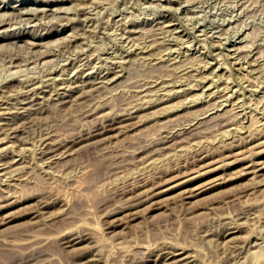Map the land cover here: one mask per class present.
Segmentation results:
<instances>
[{
  "label": "rangeland",
  "instance_id": "rangeland-1",
  "mask_svg": "<svg viewBox=\"0 0 264 264\" xmlns=\"http://www.w3.org/2000/svg\"><path fill=\"white\" fill-rule=\"evenodd\" d=\"M1 1L2 0H0V12L2 14L7 12L6 15H9L7 17L10 19V21L5 16V14L1 15V13H0V21L3 22V23L0 22V29H3V30H0V33L3 31L1 33L3 35H0V39H1L0 44L6 43L5 45H7V47L9 46L8 48H4V47H6L4 44L3 45L1 44L3 48L0 46L1 47L0 48V86H1L0 91L3 88L2 92H0V100H1L0 103L2 102L1 104H2L3 108L1 106H0V108H2L5 111V113H4L3 110H0V111H3V112H0L1 113L0 116L1 115L3 116V117L1 116L0 118L2 119V121H4V122H2L4 126L2 125V123L0 121V123H1L0 128H2V129H0V131H1L0 132V135H1L0 140L4 139L3 140L4 143L2 141L0 142V146H2V149L4 147L3 150H1V147H0V152H1L0 153V164H2V165H0V166H2L0 169V175H1L0 176V181H1V183H0V187H1L0 188V205L2 204L0 206V209H1L0 210V221H1L0 222V264H80L79 263L80 261H82L81 264H83L84 262H85L84 264H87V263H89V264H164V263L168 264L170 259H171L168 257L170 255L169 253L171 251H174V250L181 251L182 249L185 251L183 255L186 254V256H187V254H190L189 255L190 258L188 256L184 264H186L188 260H190V261H188L187 264H189V263L190 264H264V183L259 184V182H264V178H263L264 174L261 173L262 176H260V174L257 176L254 175V177L252 174H248V176H247V174H245V177H243L244 174L242 175L241 172L238 173L239 172L238 169L241 170V168H240L241 164L237 165V163H232V164H229V166L223 164V166H222L223 168H219L215 173L205 177L204 181L209 180L212 177L213 181L209 182V184L211 183V186H210L211 188L208 187L206 189L207 192L203 191L202 193H199L198 195L193 196L195 198L183 197L185 194L183 193V189H180V190H176L177 195H179V197L176 196V191H173L174 194H173V192H169V194H167L166 197L161 199L162 201L159 200V203L161 202L160 204L156 202L155 203L156 205L155 204L153 205V207H155V208L149 207V208H151V209L148 208L149 210L146 208L145 204L139 205L137 207L138 210L136 209L137 212L135 211V213L130 212L131 210H129L127 208L122 209L121 208L122 205L120 206V204L124 205V204H126V202H128L132 199V197H131L132 194L129 192V190L133 187V185L136 181L139 182L141 179L143 180V178L145 180V179H147V177H148L147 180H149V179L153 178V175L155 176L156 174H157V178L155 177L156 179H154V180H158L159 178L165 179L166 177H169V175L177 174L176 173L177 171L181 172V170H182V172L183 171L185 172V170L188 171L190 168L195 167V168L191 169V170H194V169H196V167L198 165H199L198 167L200 168L201 163L198 161L200 159H198L196 162H194L196 157L198 158V154H199V157L201 156V158H202V156H204L207 152L206 155H210L209 157H211V155H212V158H210V159H213V158L219 159L220 158V160H221V157L225 156L224 152H225V154L228 153V149H227V148H229L228 146H230L231 148L235 147L234 145L236 144L237 141H238L237 144L244 143L245 141H247V140H245L246 138L248 139L250 137L248 139V141H249L250 139H252L254 136H257V135H260V136L257 138L254 137L255 142H252V144L259 141V145L257 144V146H258L257 150L260 148L262 149V147H263V149L261 151H262V154L264 153V145H263L264 143L263 144L261 143L262 141L264 142V140H262V139H264V0H196L198 2L196 4V6L194 5L196 3L195 0H194L195 3L190 2L191 0L190 1L187 0L190 2L189 3L186 1L187 3H189V5L184 2L185 0L184 1L183 0H176V1L171 0L173 3L171 1H168V0H165V1L159 0L160 3H158L159 2L158 0H106V1L101 0V1H103L102 3L100 2V0H98L99 2L97 0H95L98 3H96L95 1H92V0H91V3H90V0H79V2L81 1V4L85 3L84 1H86V3L83 5H84V9L87 8L86 9L87 13L83 12V10H84L83 7H82V9H80L81 7L78 6V5H81L80 3H75L76 1L78 2V0H72V1L69 0L70 2L68 0H62L63 2H61V0H58V1L57 0H50V1L49 0H47V1L46 0H26V1L25 0H8V1L3 0L2 2ZM53 1H55V2H53ZM180 1H181V3H179ZM71 2L72 3L74 2L73 5L77 4L76 6H78L79 8L76 6H74V7L71 6L72 5ZM93 2H94V4H93ZM166 2L167 3L169 2L168 3L169 5ZM87 3H88V5H87ZM100 3H101V5H100ZM161 3L163 5H165V4L166 5L163 6ZM178 3L180 5L183 4V6L181 5L182 8L179 6ZM1 4L3 7L1 6ZM157 4H159V5H157ZM6 5H7V7H6ZM29 5L31 6L32 12L30 10ZM58 5H59V7H58ZM62 5H64V6H62ZM69 5L71 7V11H70ZM85 5H87L88 7L87 6L85 7ZM61 6L64 8H65V6H68L67 8H69V11L72 13H69L67 8H65L64 10L61 9L62 8ZM91 6H92V8H91ZM171 6H173V7H171ZM191 6L193 7V9ZM22 7H24V8L20 9ZM25 7L27 10V11L25 10L27 14L25 12H23ZM33 7H35V11H34ZM43 7H44V10H46L47 8H50L51 10L47 9L46 11L43 12L42 11ZM89 7L91 9L88 10ZM36 8L37 9L41 8L42 10L40 9V11H42V12H39V10L37 11ZM190 8H191V10H190ZM194 8L195 9L197 8L198 10L197 9L195 10ZM56 9L58 11H61V12L58 13V11ZM73 9H74V11H73ZM18 10H21V12H19ZM28 10H30V13L28 12ZM65 10H67L68 13ZM76 10L77 11L79 10V13H77ZM3 11H5V12H3ZM52 11H57V12L53 13ZM47 12H50V14ZM17 13H19L20 15L18 16ZM43 13H46V14H43ZM51 13H53L55 16L58 14V16L62 15L63 17L61 18V17L56 16L55 19L60 18L58 20L59 21L58 22L56 20H53L54 15L52 16ZM83 13L85 16L83 15ZM13 14H15V15H13ZM34 14H36V16ZM42 14L44 15V17ZM87 14L89 15V17L87 16ZM26 15L29 16L30 18L27 17ZM37 15L38 16L40 15L39 17L41 19ZM1 16L5 19H2ZM14 16H16L17 18L18 17L21 18V20L19 18L17 19L16 17L14 18ZM32 16H33V18H32ZM51 16L53 17L52 19H51ZM72 16H74V19L70 18ZM22 17H24V19H22ZM42 17L45 19H43ZM86 17H88V18H86ZM25 18H27V19L29 18V19L25 20ZM35 18L37 21L33 22V21H35ZM65 18H67V20H68V18H70V20H72V21L68 20V22H69L68 23ZM75 18H77V21ZM83 18L85 20L86 19L87 20L86 21L82 20ZM42 19L46 22L49 20V22H51V23L47 22L48 23L47 24ZM19 20L24 22V24L26 23V25L23 26L24 24H22L20 26L19 24H21L22 22L19 23L18 22ZM73 20H74V22H73ZM81 20H82V22H81ZM169 20H171V21L173 20L172 21L173 24L171 21L169 22ZM11 21H14V25ZM40 21H43L44 23H42ZM65 21H66V23H65ZM78 21H79V23H78ZM84 21H85V23H83ZM119 21H120V23H119ZM158 21H160V22L158 23ZM162 21L164 22V24L166 23L165 26H164ZM167 21H168V24H167ZM9 22H11V25H13V26L17 25V27L11 26ZM60 22L61 23L63 22V24H61ZM27 23H28V26H27ZM36 23H38V24H36ZM153 23H154V25H153ZM160 23H161V25H159ZM3 24H4V26H3ZM30 24H31V26H30ZM35 24L37 26H39L40 28L37 27ZM71 24L73 25V27ZM83 24H85L86 27H84ZM120 24H121V26H120ZM129 24L132 25V28H131L132 30H130L131 26ZM162 24H163V27H161ZM8 25H9V27H8ZM32 25H34V26H32ZM41 25L42 26L46 25V26L42 27ZM81 25H83V26H81ZM87 26H89V27H87ZM134 26H135V28H134ZM154 26H156V27L159 26V28L158 27L155 28ZM174 26H175V28H174ZM34 27L37 29H34ZM72 28H73V32H72ZM77 28L79 29V31H81L80 34H79ZM85 28H86V30H85ZM126 28L131 32H129L128 30L125 31ZM133 28H134V30H133ZM136 28L139 29L138 32H136L137 31ZM176 28H177V30H176ZM17 29L19 30V33H18ZM20 29H22V30H20ZM47 29L48 30L50 29V31H48ZM56 29L57 30L62 29V30L57 31ZM152 29H155V30L157 29V30L152 31ZM170 29H173V30H170ZM29 30L31 32H29ZM46 31L48 33H46ZM119 31L123 35L119 34ZM9 32H11V33L9 34ZM41 32H42V36H41ZM71 32L74 34H70ZM82 32H84V33H82ZM126 32H128V33H126ZM161 32H162V34H161ZM166 32L168 33V35ZM4 33H6V34L8 33L9 35L8 34L5 35ZM67 33L70 34L69 36H71L73 38L75 37L74 38L75 40L70 39L71 37H67L68 36ZM81 33L83 34L84 38L81 37V40L78 41L77 38L80 39V35L82 36ZM141 33H143V34L141 35ZM169 33L170 34L172 33V35L174 34L175 37L170 36ZM38 34H40V35H38ZM124 34L126 36H128L129 39H132V40H129V42H128V40H127L128 37H126V36L124 37ZM138 34H140V36ZM159 34H161V35H159ZM131 35H133V37ZM134 35H135V37H134ZM145 35L147 37H145ZM60 36H61V40L63 39L64 36L66 39L67 38H69V39L66 40L64 38L66 41L64 39L61 41L60 39H58V37H60ZM85 36H87V37H85ZM120 36H122L121 39H123L124 41L123 40L120 41V38H119ZM166 36H167V39H166ZM176 36H177V39H181V40L180 41L177 40ZM178 36L181 38H178ZM139 37H140V39L138 40ZM154 37L155 38L157 37V38L155 39ZM48 38H49V40H48ZM51 38L55 39V40L52 41ZM182 38H183V40H182ZM24 39L26 40V42ZM27 39H29V40H27ZM135 39H137L136 41H138V44L140 46L141 45L144 46V48L142 46L143 50L145 48L147 49L148 46L150 47V45H149L150 43H154V42H156V43L151 44L152 48L150 47L151 49L149 48L148 50L145 49L142 53V51H139V50H142L141 47L140 46L137 47L138 44L136 46L137 42L134 41ZM165 39H166V41H165ZM10 40H11V42H10ZM23 40H24V42H23ZM56 40H58V41H56ZM68 40H69V42H68ZM76 40H77V44H76ZM27 41H29V44H26ZM30 41L33 43L36 41L35 44H36L37 48H39V47L42 48V50H44L43 52H45L46 55L44 53H42V54L38 53L37 54L38 49L36 48L35 44L31 43ZM44 41H46V42L48 41L47 42L48 44ZM70 41H72V42L75 41L74 43L76 45H78V46L80 45V46L78 47V46L74 45V43L72 44V42H70ZM84 41H86V42H84ZM131 41L133 43L135 42L134 44L137 48L133 47L134 45H132L133 43ZM157 41L160 45L157 43ZM173 41H174V43H171ZM184 41L188 44H186ZM38 42H39V44H38ZM54 42H56L57 44L56 43L52 44ZM58 42L59 43L61 42L60 46L62 48L59 46V48L56 47L58 49L55 50V46L59 45ZM124 42H126V43H124ZM146 42L148 43V46H147ZM163 42H164V45L162 44ZM165 42L167 43V45L165 44ZM190 42H191V44L193 43V45H190ZM23 43L25 44L24 47H22ZM63 43H64V45H63ZM78 43H80V44H78ZM130 43H132V44L130 45ZM11 44H12V46H11ZM30 44H32V45H30ZM81 44L83 45V47ZM125 44L129 45V46H126ZM181 44H183V45H181ZM13 45H14V47H13ZM27 45H30V46L28 47V49H25V48H27ZM71 45H72V47H71ZM153 45H155V46H153ZM162 45L164 48L162 47ZM176 45L179 48H177V47L174 48ZM233 45H234V48H232ZM16 46H18V47H16ZM20 46L22 48H24L25 50H27V52L26 51L24 52L23 51L24 49H21V51H20V48H21ZM74 46H76L78 48H76ZM171 46L172 47L174 46V47L172 48ZM12 47L15 49L18 48V49H16L17 51L15 49L12 50L13 49ZM30 47L33 51L32 53H34V51H35L34 54L37 57H35L34 54L31 53ZM119 47H121V48H119ZM126 47H127V49H126ZM129 47H131V48H129ZM169 47H171V48H169ZM235 47H237V48L241 47V50H239ZM9 48L10 49L12 48V49L10 50ZM40 48H39V52L42 51ZM60 48H61V53H60ZM83 48H85V49H83ZM165 48L166 49L168 48L171 51L173 49H175V50H173L171 53L170 50L168 51V49H167V51L170 52V53H168ZM190 48H192V49H190ZM247 48H251L252 52L250 49L247 50ZM5 49L6 50L8 49L10 51L6 52ZM49 49L50 50L52 49L51 50L52 52L54 51L53 55L56 58L53 57V55ZM76 49H77V53H76ZM119 49H121V50H119ZM123 49H125V50H123ZM128 49H129V51H128ZM184 49H186V50H184ZM234 49L235 50L237 49L239 52L235 51ZM28 50L30 52H28ZM62 50H63V52H62ZM14 51H15V53H14ZM64 51H65V53H64ZM125 51H126V54H125L126 56L124 55ZM11 52H12V54H11ZM46 52H48V53H46ZM49 52L51 54H49ZM150 52H152L153 54ZM160 52L161 53L166 52V54L162 53L165 56L164 55H163V57L160 56ZM256 52H257V55H256ZM16 53H17V55H15ZM29 53L32 55L30 56ZM117 53H118V56H119V54H121L120 58L117 56ZM141 53H142V55H141ZM147 53L149 56L150 55L155 56L157 54L156 55L157 57L155 56L156 57L155 58L153 56L152 59L157 60V58H158L159 61H161V63H159L160 65L157 63L158 60L157 61L155 60L156 62H154V60H152L151 57H149L147 55ZM233 53L234 54L237 53L238 56L240 55L241 56V57L239 56L240 60L238 59V56L236 54L234 55ZM20 54L23 55L22 58L20 57L21 56ZM27 54H28V58H27ZM178 54H180V55H178ZM232 54H233V56L229 57V55H232ZM248 54L250 57L249 56L247 57ZM250 54H253V55H250ZM5 55H6V59H5ZM13 55H14V57H12ZM81 55L83 56V58ZM140 55H141V57L138 58ZM144 55H146L145 56L146 58L144 57ZM242 55L243 56L246 55V57H244L246 60L243 59ZM254 55L258 56L257 57L258 60L254 58L255 57ZM32 56L35 58H33ZM39 56H41L42 58H40ZM69 56H71V57H69ZM88 56H90V57L95 56L94 60H93V57L90 58ZM116 56H117V58H116ZM172 56H173V58H171ZM9 57H12L13 60H11L12 58H9ZM15 57H17V58H15ZM66 57H67V59H65ZM84 57H85V59H86V57H88L89 59L88 58L87 59L89 62H87V59L85 60ZM161 57L164 59L161 60ZM178 57L180 58V60H177V59H179ZM234 57H237V58H234ZM25 58L27 59V61H28V59H32L31 61H34V62L37 61V62H35V64H34V62H32L33 63L32 64L30 60L27 62ZM36 58H39V59L36 60ZM75 58L77 59L75 61L76 63L80 62L78 66L75 62H73V60ZM118 58H119V60H118ZM22 59H24L25 62L22 61ZM120 59L122 61H120ZM142 59H144L145 61ZM165 59H166V62H165ZM43 60H45V61L43 62ZM49 60H51V61H49ZM66 60H68L69 63L66 62ZM81 60H83V61H81ZM97 60H98V62H97ZM149 60L151 61V63L147 62ZM168 60H175V61H171V62L169 61L168 62ZM251 60H253V62ZM18 61H21L24 64H21V62H18ZM62 61H63V64L68 66V68L62 64ZM114 61H115V63H114ZM117 61H119L120 63ZM162 61H164V62H162ZM245 61H247V62H245ZM13 62H17L16 66H14L15 64ZM26 62L28 64H26ZM60 62L63 65L64 69H63L62 65L59 64ZM218 62H219V64H218ZM248 62H250V65ZM251 62L252 63L255 62V64H252ZM18 63H20V66ZM85 63H87L88 66ZM246 63H247V65H246ZM29 64H31V66ZM91 64H96V65L98 64V65L96 66V65H91ZM168 64H170V65H168ZM206 64H209V65H206ZM74 65H75V67H74ZM82 65L84 66L85 69H83ZM242 65H244V66L246 65V66L241 67ZM69 66H70V68H69ZM79 66H80V69H78ZM91 66H94L92 68H95V66H96L95 69H97V70L94 69V70H92V72H88V70H91ZM109 66H111V67H109ZM112 66H116V67H112ZM118 66H121V67H118ZM215 66L216 67L218 66L219 68L218 67L214 68ZM17 67H18V69H17ZM60 67L62 70H65L64 73H63V71L60 70ZM88 67H89V69H87ZM52 68H54V69L52 70ZM73 68H74L75 72H72L73 73L72 74L71 71H74ZM75 68H77L78 73L80 75L77 73V70ZM114 68L115 69L118 68V70H115V72H114L113 71ZM210 68L212 70H210ZM111 69H113V70H111ZM246 69H248V70L251 69L252 71L251 70L248 71ZM258 69H259V71H258ZM49 70L51 73H49ZM54 70H56V71H54ZM58 70L66 76V79H68L69 82L66 79H64L65 76H63V74H61ZM80 70H82V71H80ZM104 70H106L107 72ZM123 70H126V71L123 72ZM209 70H210V72L212 71L211 73L212 74L214 73L215 75L214 74L212 75L209 72ZM17 71H18V73H17ZM47 71H48V73H47ZM85 71H86V73H85ZM203 71L206 74L201 73ZM43 72H46L45 77H44ZM65 72H66V74H65ZM96 72H97V74H96ZM118 72H120L121 75H119ZM207 72H209V73H207ZM42 73H43V75H42ZM58 73L63 77L58 75ZM83 73H85V74L83 75ZM94 73L96 74L95 77H94V75H95ZM100 73H101V76H100ZM112 73H114V74L112 75ZM115 73H116V75H115ZM51 74H52V76L53 75L54 76L52 77ZM67 74L70 76L71 80H70V78H68L69 76ZM117 74L119 76H117ZM26 75L28 77H26L25 80L24 79L23 80L24 81L27 80L28 84L26 82H23V80L21 79L22 77H25ZM30 75H31V77L39 75L38 77H36L38 79L39 78L41 79L42 77H44V78L47 77V78L46 79L42 78L41 80H38L36 78L35 79L30 78L29 77ZM75 75H77V76L75 77ZM201 75L203 77L206 76L204 78V80H202L203 77ZM211 75H212V77H210ZM48 76H51V77H48ZM58 76H60V77H58ZM80 76H82L83 78ZM86 76L88 79L86 78ZM113 76H115L116 78H114ZM207 76L209 78H207ZM74 77H75V80H74L75 84L73 82ZM91 77L92 78L94 77L93 80ZM107 77H109V78L113 77L112 78L113 80H111V79L109 80V78H107ZM16 78H18V79H16ZM19 78H20V80H19ZM55 78H57V79H55ZM60 78L62 79V81H64L65 83L68 84L67 88L65 87V85L62 86L63 84L61 83L62 81ZM76 78H77V81H76ZM106 78H107L108 83L105 80ZM245 78L246 79L248 78L247 81ZM29 79H31L32 82ZM83 79L85 80L84 82H83ZM97 79H98V81H97ZM212 79L214 82L212 81ZM43 80H45L46 82L51 81L50 83L48 82L49 83L48 87H46V89H48V90H46V89L43 90L42 87L44 86V83L46 84V82H44ZM89 80H91V81L88 82ZM154 80H156V81H154ZM157 80H159V81H157ZM33 81H35L34 82L35 84L33 83ZM42 81H43V83H42ZM80 81H81V84H80ZM99 81H101L100 84H99ZM103 81L105 82V84H107L110 87L103 84L104 83ZM200 81L201 82L203 81V82L200 83ZM210 81H212V82H210ZM226 81H228L227 84H226ZM7 82L9 83V85L6 84ZM39 82H40V84L42 83L43 86L41 85L38 87ZM94 82H96V83H94ZM148 82H149V84H148ZM160 82H162V83H160ZM178 82H179V84H178ZM16 83H18V84L21 83V86H22V84H23V86L21 87L18 84H17L18 85L17 86ZM29 83L32 84L31 86H33V84H34L33 87H35V85L38 84L37 89H36V87L34 88L35 94H31L32 93V92H30L31 86H29ZM52 83H54L53 85L55 87H53ZM69 83L72 86L74 85L75 87L74 86L71 87V85ZM84 83L86 86L92 83V84H94L93 88L96 87V89H93V92L91 89L89 90L90 93H92L91 94L92 97L90 96V93H88V91H87L89 88L87 87L88 88L87 89L86 86L84 85ZM151 83H152V85L154 84V86H152ZM163 83H164V85H163ZM195 83H197V84H195ZM203 83L205 85L207 84L206 86H211L210 87L211 89H209L208 87L206 89L205 85H203ZM223 83H225L228 86L230 85V87H228L226 85H225L226 86L225 87ZM95 84H97V85H95ZM112 84H113V86H112ZM169 84H170L171 89L169 87H167V86H169ZM222 84L224 87L222 86ZM58 85H60V86H58ZM99 85H102V86L98 87ZM103 85H105V86H103ZM147 85H149V86H147ZM192 85H194V86H192ZM218 85H220V86H218ZM2 86H5V89ZM12 86H14L15 88H13ZM28 86H29V88H27ZM56 86L60 87V88H57ZM164 86L167 89H165ZM221 86H222V88H221ZM18 87L20 90L18 89ZM76 87H79V89ZM106 87H108L109 90ZM142 87L144 88L143 90H141ZM145 87H146V90H145ZM179 87H183L182 90L186 89L185 91L187 93L182 91V90H178V89H180ZM192 87H193V90H192ZM194 87H195V89H194ZM217 87L220 89L217 90L218 89ZM50 88H51L52 92H51ZM54 88L59 89V90L56 91ZM161 88H163V89H161ZM201 88H203V89H201ZM226 88H229L230 90L229 89L227 90ZM8 89L12 92V95H11L10 91H7ZM17 89H18V91H21V92H22V90H24V92H22V93L17 92ZM26 89H29V91ZM76 89L80 90V93H81V91L83 92L86 90V93H88V94L86 95V93L83 92V93H85V95L83 93H81L82 97H81V95L77 96L79 91H77ZM98 89H100V90L104 89V91L102 90L99 93ZM136 89H140V90L137 91ZM175 89H177V92ZM37 90H39L38 94H37ZM110 90H111V92H109ZM164 90L165 91L167 90L168 92L166 91V93H163V92H165ZM190 90H191V92H190ZM200 90H202V92H205V94L204 93L202 94V92H200ZM216 90H217V92H216ZM231 90H232V92L234 91L233 94L230 92ZM67 91H68V93H67ZM144 91H147L149 94L147 92H145V93H147V96H146ZM171 91H174V92L171 93ZM188 91L190 94L194 93L193 98H192V94L189 96ZM219 91H221V94H223V95L219 94ZM228 91L231 94L228 93ZM26 92L28 93L27 96L31 97V95H35V96L38 95V96H36L38 98L33 97V101H28L27 104H24L23 102H25V100H27V98H26L27 96L25 95ZM41 92H43V93H41ZM138 92L140 94H138ZM150 92L152 94H150ZM169 92L172 95H170ZM198 92H200L202 95L199 94ZM3 93H5L4 95H6V96H4ZM9 93L11 96L9 95ZM19 93H20V95H19ZM50 93H51V95H50ZM52 93L53 94L55 93V94L53 95ZM63 93H64V96L62 95ZM183 93L186 95H183ZM214 93H216V94H214ZM23 94H24V96H23ZM57 94L59 95L58 97H57ZM142 94H144V95H142ZM179 94L181 95L183 101H184V98L186 100V97L188 95L189 104L187 103L188 98H187L186 103H185L187 105L183 104L185 101L184 102L180 101L181 97L179 96ZM15 95H16V97H15ZM18 95H19V99L17 97ZM39 95H41V96L39 97ZM141 95H142L141 99H143L144 96H146L148 98L151 95L149 97V98H152V99H150V104L147 103L149 101H147L146 97H145L146 100L144 98L143 101L140 99V101L138 100L136 102L135 99L137 100L138 96L140 98ZM195 95L196 96L198 95L199 97L202 96V97H200L201 99L200 98L197 99ZM204 95H208L210 98H208V96L206 97ZM220 95L223 98L220 97ZM224 95H225V98H228V96H229V98L225 99ZM226 95H227V97H226ZM44 96H45V99H41L42 97L44 98ZM53 96H56L57 99ZM60 96L64 100L70 98V99H72L71 100L72 102L74 101V99L75 100L80 99L81 103H80V100L76 101L77 105H76V103L74 105L75 101L73 103H71L72 105L68 104L71 101H69L68 103L66 102V104H65V102L63 100L60 103V101L62 100ZM68 96H69V98H68ZM88 96H90V97H88ZM217 96L219 97L218 99L216 98ZM6 97H7V99H6ZM155 97L156 98L158 97L157 99L161 98L160 99L161 102L159 100L155 99ZM162 97H163V100H162ZM82 98H86L87 100H85V99L83 100ZM5 99L7 100V102ZM15 99H16V101H15ZM23 99H24V101H23ZM195 99H197V102H195L196 101ZM214 99L217 101H215ZM230 99L232 101L234 100L235 104H233V102L230 101ZM206 100H207V102H206ZM211 100H214L215 102L214 101L212 102ZM218 100H219V102H218ZM235 100H237V101H235ZM162 101H163V103H162ZM179 101L183 102V103L179 104L180 103ZM223 101H225V103H229V104H223L224 103ZM144 102H145V106H146L145 108L146 109L143 108ZM156 102H157V104H155ZM158 102H160V103L158 104ZM204 102H206V103H204ZM40 103H42L41 106H40ZM141 103H143V104H141ZM166 103H168V104L165 106ZM169 103L171 104V106ZM209 103L210 104L212 103L211 105H212V108L215 109L214 110L215 112L211 111L212 108H210V110H208V106L211 107V105H209ZM213 103L214 104L216 103L217 106L222 105L221 110L219 109V107L217 109L216 104L213 105ZM218 103L219 104L221 103V105H219ZM29 104H31V105H29ZM53 104H55V105H53ZM57 104H58V107L60 106L59 108L57 107ZM133 104L135 106H133ZM137 104L141 105L142 108H140L139 105H137ZM146 104L150 105V106L152 104L153 106L147 107ZM177 104H179V105H177ZM8 105H10L11 107ZM18 105H19V107H18ZM25 105H26V107H25ZM33 105H35V106H33ZM36 105H38V106L36 107ZM43 105H44V108H42ZM69 105H70V107H69ZM136 105L140 108L139 109L140 111L138 110V107H136ZM154 105H155V107H154ZM162 105H164L166 108L168 107L167 110L164 106L162 107ZM172 105H174V106H172ZM30 106H33L34 108L30 107ZM102 106H104V107H102ZM175 106L177 108H174ZM233 106H237L238 108L236 107V110H235V107L233 108ZM20 107H21L20 115H23L26 118H30V120L28 119L29 121L26 118H24L23 116L19 115ZM23 107L25 109L24 111H22ZM28 107H30V110ZM39 107H41L43 109V111H41L42 109ZM61 107L62 108L64 107V108L61 109ZM5 108L8 109V111L5 110ZM13 108L15 110L16 109L17 110L16 111L11 110ZM31 108L34 109V111H37V108H38L39 111L34 112L32 110V112H31ZM152 108H153V110H152ZM162 108H164V109H162ZM169 108L171 109V111ZM240 108L242 110H239ZM108 109H110V110L112 109V111L109 112L110 110L108 111ZM125 109H126V114L124 112ZM99 110H101L102 112L100 111V113H99ZM156 110L159 111L158 113H162V112H165V113L159 114L160 115L159 116L158 114L157 115L155 114L157 112ZM216 110L220 113V116L218 115L219 113ZM243 110L245 111V113ZM104 111H105V114H103ZM107 111L109 112L110 115L107 113ZM222 111H224V112H222ZM9 112L11 114H9ZM30 112H31V114H30ZM202 112H204V113L206 112L205 113L206 116ZM211 112H212V114H211ZM135 113H136V116H135ZM150 113H152V115H150ZM215 113H218V114H216V116H215ZM27 114H28V116H27ZM34 114H37V115L35 116ZM107 114L109 117L114 118L115 120L118 119L117 121H119L118 124H120V131L123 130V129H121V127H122L121 126L122 123H120L121 121L124 122L122 124L123 127L127 128L131 125L129 127L130 129L124 128L126 131L123 130L121 133L119 132L118 135L119 134L120 135L119 136L117 135L118 136L117 138L115 136L112 137L110 139L112 143H110V142H108L109 144L106 143L107 146L104 145V146H101L99 148L98 147H94V148L92 147L91 148V146L81 147V143L83 142V140H81V142L76 143V141H78V139L80 140L81 137L82 138L85 137L84 133L87 131V129L89 130V127H91L90 129L95 127L92 125L98 123V121H99L98 117H101L100 115L104 116ZM131 114H134V116ZM141 114H144L143 117H145L146 119L148 118V116H150V118L153 116L152 117L153 119L148 118L149 120L147 119V121H146L145 118L140 117ZM29 115H30V117H29ZM95 115H98V116H95ZM128 115H130V116L127 118L126 116H128ZM210 115H213V117L211 116L212 119H210ZM5 116L6 117L8 116V117L6 118ZM92 116H94L97 119H94ZM19 117H20V119H19ZM21 117H23V118H21ZM120 117H121V119H120ZM17 118L19 120H16ZM167 118H171V119L170 120L168 119V121H167ZM205 118H206V120H205ZM207 118H208V120H207ZM6 119H8V120L5 121ZM194 119H196V120H194ZM136 120H139L140 122L136 121ZM225 120L227 121L226 126L223 124ZM229 120H231V121H229ZM13 121H15V122H13ZM128 121H129V123H128ZM159 121H161V122H159ZM192 121H196V122L192 123ZM232 121H233V123H232ZM6 122H8V123H6ZM140 123H142V124H140ZM196 123L198 124L199 127L197 126ZM200 123H201V125H200ZM14 124L16 126H14ZM228 124L231 125L230 126V128L232 127L231 129L229 127H228L229 129L227 128V126H229ZM163 125L164 126L166 125V127H163ZM187 125H189V127ZM11 126L12 127L14 126V128H10ZM3 127H6L5 130L8 131L7 133L5 132ZM15 127H16V129L18 128L19 131L18 130L16 131ZM131 127H134V128L131 129ZM177 127H179V128H177ZM234 127L238 128V129L235 130ZM7 128H9V129H7ZM160 128H162V129L164 128V132ZM165 128H167L168 130ZM233 129H234V131H233ZM3 130H4V132H3ZM12 130L15 132H13ZM169 130H171V131H169ZM224 130L226 131V133H222V132H225ZM243 130H245L247 133ZM178 131H181V132H178ZM185 131H187V132H185ZM240 131H242V132H240ZM249 131L252 133L253 137L251 136L250 133H248ZM19 132H21V134ZM168 132L170 133L169 135H170L171 140H169L168 135H166ZM174 132H176V133L174 134ZM244 132L246 135L245 139H244V137H245ZM171 133H173V134H171ZM178 133L179 134L181 133V135H179ZM227 133H228V135H227ZM233 133L234 134L237 133V135H234ZM4 134H5V137H4ZM176 134H178L179 136ZM158 136L163 140H167V141L169 140L168 143L170 145L171 144L172 145L170 146L168 143H166L167 145H169V146H167L166 144L162 143L164 141L161 140L160 138H158ZM226 136H229V137H226ZM2 137H4V138H2ZM44 137H46V138H44ZM242 137L245 141L242 139ZM50 138H51V140L53 139V141H52L53 143H55L58 139L60 141H62L60 143V141L58 140L55 143V144L60 145L62 148L69 146L68 145L69 143H70V145H72V143L74 141L75 144L73 143V146L76 148V151H74V153H76V154L72 153L73 154L72 155L70 153V155H68L69 153H67V154L62 153L59 150L62 148H56L58 145L55 146L53 143H52L53 144L52 145ZM55 138H58V139H55ZM156 138H158V139H156ZM177 138H178V141L177 140L173 141L174 139H177ZM239 138L241 139V142L239 141L240 140ZM16 139H18V140H16ZM45 139L46 140L49 139V140H47V142H46ZM112 139H113V141H115V143H113ZM231 139H234V140L231 141ZM12 140H14V141H12ZM42 140H43V142H41ZM226 140L229 143L231 141V142H233L232 144H234V143L235 144L232 146V144L225 142ZM172 141L174 143H172ZM180 141H183L184 143L183 142L180 143ZM188 141H189V143H188ZM218 141H220V142L218 143ZM9 142L10 143L12 142V143L10 144ZM175 142H179L178 144L180 146ZM193 142H195V143H193ZM221 142L227 143L226 144L227 147L224 143H223L224 146H222ZM7 143H9V145H7ZM83 143L85 144L86 141H84ZM83 143H82V146H83ZM3 144L5 146L7 145L6 146L7 149L5 148V146H3ZM44 144H45V146H43ZM156 144H158L159 146ZM109 145H110V147H108ZM164 145L167 146L168 148L164 147ZM181 145H182V147H181ZM220 145L222 146L221 149H220V147H221ZM12 146H13V148H12ZM178 146L180 147L179 150H178ZM53 147H55V148H53ZM104 147L107 150H105ZM162 147L167 148L168 150L164 149ZM176 147H177V149H176ZM183 147H184V149H181ZM224 147L227 149V151ZM46 148H48V152H47ZM172 148H174L175 150H178V151H174V149H172ZM209 148H210V150H209ZM53 149L55 150V152ZM150 149H151V151H150ZM163 149H164V151H163ZM201 149H204V150L202 151ZM215 149H216V151H215ZM218 149L222 150V151L220 152V151H218ZM42 150H46V151L44 152ZM198 150H200V151H198ZM7 151H9V152L6 153ZM58 151H60L61 153L60 152L57 153ZM154 151L157 153H155ZM204 151H205V153H204ZM17 152H18L19 158L16 157L17 155H15V154H17ZM41 152L42 153L44 152V154H41ZM158 152H159V155H158ZM214 152H220V153H216L217 154L216 155ZM54 153H57V154L53 155ZM149 153H150V155H149ZM10 154H11V156H8ZM50 154L53 155L54 157L56 156V158H54L53 156L51 157ZM61 154L62 155L65 154V155H63V157H62ZM5 155L7 156V159H6ZM57 155L58 156L60 155L59 158ZM145 155L148 158H145ZM154 155H156V156H154ZM195 155H196V157H194ZM12 156L15 159H13ZM38 156H39V158H37ZM41 156H44V157H41ZM46 156L48 159H46ZM69 156H72V157H69ZM152 156H154V157H152ZM252 156L253 155H249V157H251V158H252ZM50 157L52 160L49 159ZM141 158H143V159H141ZM5 159H6V161H5ZM21 159H22V161H21ZM53 159L56 160L57 162H55ZM144 159H148V161L146 160L148 162V164H147V162H145ZM188 159H190V160H188ZM231 159H232V157H231ZM260 159L264 161V154L260 156ZM15 160H16V162H15ZM150 160L152 162L153 161H155V162L152 163ZM192 160H194V161H192ZM226 160H230V157L229 158L227 157L226 159L224 157H222V161H226ZM40 161H41V163H39ZM185 161H188V162H185ZM189 161L194 162V165L192 164V162L190 164ZM222 161H220L219 163H221ZM12 162H13V164H12ZM48 162L50 163L49 167H46V166H48ZM140 162H142V163L140 164ZM180 162L182 163L181 166H180ZM184 162H185V164L183 166ZM8 163H9V165H8ZM15 163L21 164V166L15 164ZM39 164L40 165L42 164V165L40 166ZM13 165L15 166V169H16V167H17V169L19 167V169L18 170L17 169L15 170L14 168L10 169ZM22 165H23V167H22ZM43 165H44V167H42ZM176 165L179 168V170L176 167ZM185 165L186 166L188 165V166L186 167ZM180 167H182V168H180ZM198 167H197V169H198ZM2 168H4V169H2ZM183 168H185V169H183ZM224 168H226V169H224ZM9 169H10V171H9ZM20 169H22L24 171H20ZM4 170L7 172H4V173L2 172V174H1V171H4ZM45 170H46V172H44ZM12 171L14 172L13 174H15V175H12V173H11ZM16 171L17 172L20 171L19 172L20 175H19V173H15ZM8 173H9L10 177L13 176V178L11 177L13 179V181H11L12 179L8 176ZM166 173H169V174H166ZM236 173H238V176L236 175ZM263 173H264V171H263ZM6 174H7V176H6ZM162 174H165V175H162ZM16 175L19 178L16 177ZM215 175H217V176L219 175L218 178ZM158 176H159V178H158ZM221 176H222V178H221ZM249 176L253 177V178L251 177V179H253V181H251L249 179ZM20 177H22V179ZM255 177H256V180H257V178L258 179L260 178V181H257V182L255 181V184H253ZM261 177L263 178L262 179L263 181L261 180ZM8 178L11 180H9ZM215 178H217V179L215 180ZM15 179H17V180H15ZM221 179L223 181H221ZM5 180L8 182H6ZM10 181L13 183H9ZM217 181H218L219 185L217 184ZM213 182L214 183L216 182V183L213 184V186H212ZM6 184H7V187H6ZM11 184H13V185H11ZM9 186H11L9 188L10 190H8ZM189 186H191V185H188L186 187H189ZM207 186H209V185H207ZM254 186H255V188H254ZM2 188H4L3 192L5 194L2 192ZM140 189H142V188H140ZM5 190H8V191H5ZM6 192H8L10 194V196H7L8 199H7V197L5 198V196L8 195V193H6ZM11 192H13V193H11ZM180 192H182V193H180ZM172 194H173V196H171ZM128 195H130V197ZM168 195L171 198L168 199ZM3 196H4V198H3ZM180 196H182V198ZM21 197H24V198L26 197V198H25V200H24V198H22L24 200L23 201L21 199ZM172 197L175 199H173ZM13 198H14L15 202L12 203L11 205H7V202L13 200ZM166 198H167V200H165ZM182 199H184L183 202L181 201ZM42 201H46L47 206L45 208H42V210L39 211V213H38V217L35 218V220H38L39 218H41V220L40 219L38 220V221H40V224H39V226H37L38 227L37 228V227H35V225L38 224L39 222H36V224H31L34 221V219H30L29 216L25 215L24 213L27 210L32 209L30 207H33V208L38 207L39 206L38 203H40ZM185 203H188V204H185ZM23 204H25V205H23ZM157 204L160 206L158 207ZM21 205L23 208H20ZM17 207H18V209H17ZM22 209H25V211H23ZM190 209H191V211H190ZM11 211L13 213H11ZM2 213L3 214L6 213V214L3 215ZM21 213H23V214L19 215ZM9 214H11L12 218L10 217ZM43 215L46 217H44ZM42 217H43V219H42ZM115 217L116 218L119 217V220L116 219L117 221H113ZM9 218H10V220H8ZM44 218L46 221L44 220ZM5 219H7V220L5 221ZM42 220H44V221H42ZM30 221H31V223L29 224ZM119 221H121V223H119ZM1 223H3V224H1ZM231 223L235 224V228H233L234 226H231L232 225ZM27 224H29V225L27 226ZM66 231H67V233L78 232L79 234L78 233L77 234L79 236L81 234H83V235H81V237L82 236L86 237V239H82L81 242H79L77 245L74 244L73 246H71L72 251H74L75 249L77 251L83 250V249L77 248L79 245H80V247L82 246L85 248V246L87 244L90 245L91 242H92V244H94V242H95V244H97L96 248L98 250L92 244L90 245V247L92 246L91 248L88 245L86 246V249H92L91 251L96 250L97 255H95V256L98 258V259L97 258L94 259L95 261H97L96 263L93 259H91V261L90 260L87 261V259H89L92 256L91 252H88L87 258H82V260H79V259L75 260L74 258L71 259L72 258V256L70 255L71 252L67 251V250H70V247H68V248H67V246L65 247L63 243L57 242L56 241L57 238L54 237V235H56L57 233H63ZM37 234H39L41 236L43 235L44 237L38 236L39 238H36L35 235L37 236ZM64 234H66V233H64ZM32 235L37 240H35V238ZM29 237H31L32 239ZM43 239L44 240L47 239V242L42 244V242L44 241ZM87 242H89V243H87ZM164 247H165V249H164ZM73 248H75V249H73ZM164 250H165V252H163ZM160 251H161V253L163 252L164 254L163 253L161 254ZM189 251H190V253H189ZM98 253L100 254L99 256H98ZM191 254H193V255L191 256ZM100 256H101V258H99ZM158 256H161V257H158ZM193 256H195L194 259L191 258ZM155 257H156V259H155ZM151 259H153V260H151ZM74 261H78V262H74ZM169 264H172V263H169Z\"/></svg>",
  "mask_w": 264,
  "mask_h": 264
},
{
  "label": "bare ground",
  "instance_id": "bare-ground-1",
  "mask_svg": "<svg viewBox=\"0 0 264 264\" xmlns=\"http://www.w3.org/2000/svg\"><path fill=\"white\" fill-rule=\"evenodd\" d=\"M2 1H3V0H2ZM2 1H1V2H2ZM7 1H8V0H7ZM25 1H26V0H25ZM25 1H24V2H25ZM46 1H47V0H46ZM49 1H50V0H49ZM57 1H58V0H57ZM68 1H69V0H68ZM71 1H72V0H71ZM92 1H95V0H92ZM97 1H98V0H97ZM97 1H95V2L98 3L99 1H98V2H97ZM105 1H106V0H105ZM158 1H159V0H158ZM158 1H157V2H158ZM164 1H165V0H164ZM168 1H171V0H168ZM175 1H176V0H175ZM183 1H184V0H183ZM186 1H187V0H185L184 2H185L186 4H188V5H189L190 2H193V3L196 2V3L194 4L195 6H196V4L198 3L196 0H195V2H194V0H191V1L189 0L190 2L187 1V2H189V3H187ZM5 2H6V1H5ZM9 2H10V1H9ZM16 2H17V1H16ZM42 2H43V1H42ZM53 2H55V1H53ZM61 2H63V1L61 0ZM69 2H70V1H69ZM84 2L86 3V1H84ZM100 2L102 3L103 1L100 0ZM171 2H172V1H171ZM3 3H4V2H3ZM3 3H2V4H3ZM14 3H15V2H14ZM18 3H19V2H18ZM73 3H74V2H73ZM73 3L71 2V4H72L71 6L74 7V6L77 5V4H76V5H75V4L73 5ZM75 3H80V4H81V1L79 2V0H78V2L76 1ZM85 3H82L81 5H78V6L81 7L80 9H82V7H83V9H84V5H83V4H85ZM88 3H89V2H88ZM88 3H87V5H88ZM90 3H91V0H90ZM101 3H100V5H101ZM158 3H160V1H159ZM166 3H167V2H166ZM168 3H169V2H168ZM168 3H167V4H168ZM172 3H173V2H172ZM179 3H181V1H180ZM179 3H178V4H179ZM2 4H1V6H2ZM7 4H8V3H7ZM32 4H33V3H32ZM93 4H94V2H93ZM161 4H162V3H161ZM161 4H160V5H161ZM186 4H185V5H186ZM13 5H14V4H13ZM16 5H17V4H16ZM34 5H35V4H34ZM82 5H83V6H82ZM87 5H85V7H86ZM98 5H99V4H98ZM157 5H159V4H157ZM162 5H163V4H162ZM165 5H166V4H165ZM165 5H163V6H165ZM168 5H169V4H168ZM168 5H167V6H168ZM181 5L183 6V4H181ZM181 5L179 4V6L182 8ZM185 5H184V6H185ZM190 5H191V4H190ZM192 5H193V4H192ZM10 6H11V5H10ZM14 6H15V5H14ZM29 6H30V5H29ZM62 6H64V5H62ZM62 6H61V7H62ZM78 6H76V7H78ZM93 6H94V5H93ZM174 6H175V5H174ZM176 6H177V5H176ZM195 6H194V7H195ZM2 7H3V6H2ZM6 7H7V5H6ZM56 7H57V6H56ZM58 7H59V5H58ZM67 7H68V6H65V8H67ZM69 7H70V5H69ZM76 7H75V8H76ZM87 7H88V6H87ZM94 7H95V6H94ZM96 7H97V6H96ZM171 7H173V6H171ZM180 7H179V8H180ZM189 7H190V6H189ZM191 7H192V6H191ZM23 8H24V7L20 8V9H23ZM27 8H28V7H27ZM33 8H34V11H35V7H33ZM33 8H32V9H33ZM46 8H47V7H46ZM46 8H45V9H46ZM51 8H52V7H51ZM54 8H55V7H54ZM65 8L62 7L61 9L64 10ZM75 8H74V9H75ZM78 8H79V7H78ZM91 8H92V6H91ZM91 8L89 7L88 10L91 9ZM169 8H170V7H169ZM175 8H176V7H175ZM181 8H180V9H181ZM18 9H19V8H18ZM36 9H37V8H36ZM40 9H41V8L37 9V11L39 10V12H42V11L44 12V11H46L47 9H50V8H47L46 10H44V7H43V8H42L43 10L41 9L42 11H40ZM67 9H68V11H69V8H67ZM74 9H73V11H74ZM76 9H77V8H76ZM86 9H87V8H85V9L83 10V12L87 13V12H86ZM163 9H164V8H163ZM165 9H166V8H165ZM184 9H185V8H184ZM192 9H193V7H192ZM194 9H195V8H194ZM196 9H197V8H196ZM196 9H195V10H196ZM9 10H10V9H9ZM25 10H26V7H25V9L23 10V12L26 13L27 10H26V11H25ZM30 10H31V6H30ZM30 10H28L29 13H30ZM50 10H51V9H50ZM52 10H53V9H52ZM54 10H55V9H54ZM56 10H57V9H56ZM190 10H191V8H190ZM197 10H198V9H197ZM18 11L21 12V10H18ZM37 11H36V12H37ZM57 11H58V10H57ZM57 11H52V12L54 13V12H57ZM65 11L67 12V10H65ZM70 11H71V7H70ZM70 11H69V13H72V12H70ZM76 11H77V10H76ZM192 11H193V10H192ZM3 12H5V11H3ZM10 12H11V11H10ZM31 12H32V10H31ZM50 12H51V11H50ZM50 12H47V13L50 14ZM60 12H61V11H58V13H60ZM80 12H81V11H80ZM195 12H196V11H195ZM0 13H1V12H0ZM13 13H14V12H13ZM33 13H34V12H33ZM33 13H32V14H33ZM37 13H38V12H37ZM53 13H51L52 16L54 15ZM62 13H63V12H62ZM67 13H68V12H67ZM77 13H79V10L77 11ZM4 14H5L6 17L9 16V15H6L7 12H5V13H3V14L1 13V15H4ZM9 14H10V13H9ZM15 14H16V13H15ZM15 14H13V15H15ZM17 14H18V16L20 15L19 13H17ZM22 14H23V13H22ZM26 14H27V13H26ZM39 14H40V13H39ZM43 14H46V13H43ZM43 14H42V15H43ZM64 14H65V13H64ZM64 14H63V15H64ZM75 14H76V13H75ZM81 14H82V13H81ZM11 15H12V14H11ZM34 15L36 16V14H34ZM40 15H41V14H40ZM40 15H39V16H40ZM60 15H61V14H60ZM65 15H66V14H65ZM65 15H64V16H65ZM83 15H84V13H83ZM21 16H22V15H21ZM26 16H27V15H26ZM37 16H38V15H37ZM39 16H38V17H39ZM52 16H51V19L53 18ZM56 16H58V14H57ZM56 16L54 15V19H53V20L58 21L60 18L55 19ZM80 16H81V15H80ZM84 16H85V15H84ZM87 16L89 17L88 14H87ZM165 16H166V15H165ZM10 17H11V16H10ZM15 17H16V16H14V18H15ZM27 17H29V16H27ZM43 17H44V15H43ZM43 17H42V18H43ZM49 17H50V16H49ZM58 17H61V18H62L63 16L61 15V16H58ZM66 17H67V16H66ZM82 17H83V16H82ZM88 17H86V18H88ZM1 18H2V19H5V18H3L2 16H1ZM7 18H8V17H7ZM16 18H17V17H16ZM18 18H19V17H18ZM18 18H17V19H18ZM29 18H30V17H29ZM29 18H28V19H29ZM32 18H33V16H32ZM32 18H31V19H32ZM36 18H37V17H36ZM36 18H35V21H33V22H36V21H37ZM39 18H40V17H39ZM46 18H47V17H46ZM70 18H71V19H72V18L74 19V16H72V17H70ZM70 18H68V20H69V21H72V20H70ZM84 18H85V17H84ZM84 18H83L82 20H85ZM167 18H168V17H167ZM8 19H9V18H8ZM19 19L21 20V18H19ZM22 19H24V17H22ZM26 19H27V18H25V20H26ZM28 19H27V20H28ZM37 19H38V18H37ZM40 19H41V18H40ZM40 19H39V20H40ZM43 19H45V18H43ZM43 19H42V20H43ZM49 19H50V18H49ZM65 19H66V21L68 22L67 18H65ZM75 19H76V21H77V18H75ZM15 20H16V19H15ZM20 20L18 21L19 23L22 22V21H20ZM25 20H24V21H25ZM78 20H79V19H78ZM82 20H81V22H82ZM86 20H87V19H86ZM86 20H85V21H86ZM119 20H120V19H119ZM2 21H3V20H2ZM9 21H10V19H9ZM31 21H32V20H31ZM43 21H44V20H43ZM43 21H40V22H42V23H44V22H45V23L49 22V20H48L47 22H46V21L43 22ZM66 21H65V23H66ZM85 21H84L83 23H85ZM88 21H89V20H88ZM160 21H161V20H160ZM160 21H158V23H159ZM164 21H165V20H164ZM170 21H171V20H169V22H170ZM172 21H173V20H172ZM172 21H171V22H172ZM0 22H1V21H0ZM11 22H12L13 25H14V21H11ZM11 22H9L10 25H11ZM15 22H16V21H15ZM18 22H17V23H18ZM29 22H30V21H29ZM53 22H54V21H53ZM58 22H59V21H58ZM73 22H74V20H73ZM73 22H72V23H73ZM123 22H124V21H123ZM162 22H163V21H162ZM1 23H3V22H1ZM5 23H6V22H5ZM19 23H18V24H19ZM38 23H39V22H38ZM38 23H36V24H38ZM49 23H51V22H49ZM60 23H61V22H60ZM68 23H69V22H68ZM78 23H79V21H78ZM119 23H120V21H119ZM119 23H118V24H119ZM124 23H125V22H124ZM174 23H175V22H174ZM22 24H24V22H22V23L19 24V25L21 26ZM36 24H35V25H36ZM47 24H48V23H47ZM47 24H46V25H47ZM56 24H57V23H56ZM58 24H59V23H58ZM61 24H63V22H62ZM86 24H87V23H86ZM121 24H122V23H121ZM121 24H120V26H121ZM155 24H156V23H155ZM163 24H164V22H163ZM163 24H162L161 27H163ZM165 24H166V23H165ZM165 24H164V26H165ZM167 24H168V21H167ZM169 24H170V23H169ZM172 24H173V22H172ZM13 25H11V26H13ZM25 25H26V23H25L23 26H25ZM42 25H43V24H42ZM42 25H41V26H42ZM46 25H44V26H46ZM65 25H66V24H65ZM71 25H72V24H71ZM83 25H84V27H86L85 24H83ZM83 25H81V26H83ZM129 25H130V24H129ZM153 25H154V23H153ZM159 25H161V23H160ZM3 26H4V24H3ZM15 26L17 27V25H15ZM15 26H13V27H15ZM23 26H22V27H23ZM27 26H28V23H27ZM30 26H31V24H30ZM32 26H34V25H32ZM36 26H37V25H36ZM44 26H42V27H44ZM61 26H62V25H61ZM67 26H68V25H67ZM69 26H70V25H69ZM130 26H131V27H130ZM130 26H129V27H130V30H132V29H131V28H132V25H130ZM135 26H136V25H135ZM135 26H134V28H135ZM8 27H9V25H8ZM37 27H39V26H37ZM72 27H73V25H72ZM78 27H79V26H78ZM84 27H83V28H84ZM87 27H89V26H87ZM127 27H128V26H127ZM151 27H152V26H151ZM154 27H155V28H157V27L159 28V26H157V27L154 26ZM170 27H171V26H170ZM25 28H26V27H25ZM39 28H40V27H39ZM81 28H82V27H81ZM90 28H91V27H90ZM90 28H89V29H90ZM134 28H133V30H134ZM152 28H153V27H152ZM166 28H167V27H166ZM166 28H165V29H166ZM174 28H175V26H174ZM174 28H173V29H174ZM9 29H10V28H9ZM18 29H19V28H18ZM18 29H17V30H18ZM34 29H37V28L34 27ZM42 29H43V28H42ZM44 29H45V28H44ZM65 29H66V28H65ZM77 29H78V28H77ZM77 29H76V30H77ZM120 29H121V28H120ZM120 29H119V30H120ZM160 29H161V28H160ZM168 29H169V28H168ZM173 29H170V30H173ZM0 30H3V29H0ZM4 30H5V29H4ZM20 30H22V29H20ZM32 30H33V29H32ZM40 30H41V29H40ZM47 30H48V29H47ZM51 30H52V29H51ZM53 30H54V29H53ZM56 30H57V29H56ZM59 30L61 31L62 29H59ZM59 30H57V31H59ZM76 30H75V31H76ZM81 30H82V29H81ZM85 30H86V28H85ZM87 30H88V29H87ZM121 30H122V29H121ZM127 30H128V29L126 28L125 31H127ZM136 30H137V31H136ZM136 30H135V31L138 32L139 29L136 28ZM153 30H155V29H152V31H153ZM156 30H157V29H156ZM156 30H155V31H156ZM162 30H163V29H162ZM162 30H161V31H162ZM176 30H177V28H176ZM176 30H175V31H176ZM5 31H6V30H5ZM12 31H13V30H12ZM26 31H27V30H26ZM38 31H39V30H38ZM48 31H50V29H49ZM122 31H123V30H122ZM128 31H129V30H128ZM135 31H134V32H135ZM159 31H160V30H159ZM168 31H169V30H168ZM168 31H167V32H168ZM2 32H3V31H2ZM2 32H1V33H2ZM7 32H8V31H7ZM15 32H16V31H15ZM20 32H21V31H20ZM29 32H31V31L29 30ZM34 32H35V31H34ZM63 32H64V31H63ZM69 32H70V31H69ZM72 32H73V28H72ZM72 32H71L70 34H74V33H72ZM78 32H79V34H80L81 31H79V29H78ZM129 32H131V31H129ZM140 32H141V31H140ZM140 32H139V33H140ZM164 32H165V31H164ZM167 32H166V33H167ZM172 32H173V31H172ZM177 32H178V31H177ZM177 32H176V33H177ZM179 32H180V31H179ZM1 33H0V35H3V34H1ZM10 33H11V32H9V34H10ZM16 33H17V32H16ZM18 33H19V30H18ZM37 33H38V32H37ZM43 33H44V32H43ZM46 33H48V32L46 31ZM53 33H54V32H53ZM58 33H59V32H58ZM82 33H84V32H82ZM82 33H81V34H82ZM126 33H128V32H126ZM151 33H152V32H151ZM159 33H160V32H159ZM4 34L7 35L8 33H7V34L4 33ZM9 34H8V35H9ZM21 34H22V33H21ZM67 34H68V33H67ZM70 34H68L67 37H71V36H69ZM77 34H78V33H77ZM119 34L123 35L120 31H119ZM142 34H143V33H141V35H142ZM144 34H145V33H144ZM154 34H155V33H154ZM154 34H153V35H154ZM157 34H158V33H157ZM161 34H162V32H161ZM161 34H159V35H161ZM164 34H165V33H164ZM169 34H170V33H169ZM17 35H18V34H17ZM30 35H31V34H30ZM35 35H36V34H35ZM38 35H40V34H38ZM44 35H45V34H44ZM75 35H76V34H75ZM128 35H129V34H128ZM135 35H136V34H135ZM135 35H134V37H135ZM138 35L140 36V34H138ZM149 35H150V34H149ZM167 35H168V33H167ZM11 36H12V35H11ZM41 36H42V32H41ZM57 36H58V35H57ZM57 36H56V37H57ZM62 36H63V35H62ZM125 36H126V35L124 34V37H125ZM131 36L133 37V35H131ZM170 36L175 37L174 34L172 35V33L170 34ZM237 36H238V35H237ZM237 36H236V37H237ZM6 37H7V36H6ZM13 37H14V36H13ZM81 37H83V34H82V36L80 35V39L77 38L78 41L81 40ZM85 37H87V36H85ZM121 37H122V36L119 37V38H120V41L123 40V39H121ZM124 37H123V38H124ZM126 37H128V36H126ZM145 37H147V36L145 35ZM157 37H158V36H157ZM157 37H156V38H157ZM162 37H163V36H162ZM9 38H10V37H9ZM19 38H20V37H19ZM64 38H65V36L63 37V39H64ZM74 38H75V37H74ZM74 38L71 37L70 39H74ZM83 38H84V37H83ZM136 38H137V37H136ZM141 38H142V37H141ZM143 38H144V37H143ZM154 38H155V37H154ZM156 38H155V39H156ZM168 38H169V37H168ZM170 38H171V37H170ZM178 38H181V37L178 36ZM184 38H185V37H184ZM21 39H22V38H21ZM25 39H26V38H25ZM25 39H24V40H25ZM56 39H57V38H56ZM58 39L61 40V36L58 37ZM63 39H62V40H63ZM65 39H66V38H65ZM65 39H64V40H65ZM67 39H69V38H67ZM67 39H66V40H67ZM139 39H140V37L138 38V40H139ZM146 39H147V38H146ZM166 39H167V36H166ZM166 39H165V41H166ZM171 39H172V38H171ZM176 39H177V36H176ZM0 40H1V39H0ZM6 40H7V39H6ZM24 40H23V42H24ZM27 40H29V39H27ZM48 40H49V38H48ZM51 40L53 41V40H55V39H52V38H51ZM60 40H59V41H60ZM62 40H61V41H62ZM66 40H65V41H66ZM74 40H75V39H74ZM82 40H83V39H82ZM127 40H128V42H129V40H132V39H129V37H128ZM136 40H137V39H135L134 41H136ZM177 40L180 41L181 39H177ZM182 40H183V38H182ZM235 40H236V39H235ZM235 40H234V41H235ZM14 41H15V40H14ZM14 41H13V42H14ZM56 41H58V40H56ZM123 41H124V40H123ZM146 41H147V40H146ZM161 41H162V40H161ZM187 41H188V40H187ZM238 41H239V40H238ZM3 42H4V41H3ZM10 42H11V40H10ZM15 42H16V41H15ZM25 42H26V40H25ZM30 42H31V41H30ZM41 42H42V41H41ZM44 42H46V41H44ZM44 42H43V43H44ZM47 42H48V41H47ZM47 42H46V43H47ZM50 42H51V41H50ZM50 42H49V43H50ZM63 42H64V41H63ZM68 42H69V40H68ZM70 42H72V41H70ZM74 42H75V41H74ZM74 42H72V44H73ZM84 42H86V41H84ZM84 42H83V43H84ZM131 42H132V41H131ZM136 42H137V43H136V46H137L138 41H136ZM147 42H148V41H147ZM147 42H146V44H147V46H148V43H147ZM168 42H169V41H168ZM184 42H185V41H184ZM31 43H33V42H31ZM35 43H36V41H35L33 44H35ZM55 43H56V42H54V43H52V44H55ZM58 43H59V42H58ZM60 43H61V42H60ZM60 43H59V45H56V46H55V50L59 48ZM122 43H123V42H122ZM124 43H126V42H124ZM132 43H133V42H132ZM132 43H130V45H131ZM134 43H135V42H134ZM134 43H133L132 45H134L133 47H136ZM154 43H156V42H154ZM154 43H150V44H149L150 47L152 46L151 44H154ZM157 43H158V41H157ZM160 43H161V42H160ZM171 43H174V41L171 42ZM178 43H179V42H178ZM181 43H182V42H181ZM185 43H186V42H185ZM1 44H2V43H1ZM1 44H0V46L2 47V45H3L4 43H3L2 45H1ZM5 44H6V43H5ZM5 44H4V45H5ZM8 44H9V43H8ZM16 44H17V43H16ZM19 44H20V43H19ZM19 44H18V45H19ZM26 44H29V41H27ZM38 44H39V42H38ZM38 44H37V45H38ZM41 44H42V43H41ZM47 44H48V43H47ZM56 44H57V43H56ZM68 44H69V43H68ZM76 44H77V40H76ZM76 44L74 43V45H76ZM78 44H80V43H78ZM127 44H128V43H127ZM158 44H159V43H158ZM158 44H157V45H158ZM162 44L164 45V42H163ZM165 44L167 45L166 42H165ZM186 44H188V43H186ZM231 44H232V43H231ZM233 44H234V43H233ZM9 45H10V44H9ZM24 45H25V44L23 43V46H22V47H24ZM30 45H32V44H30ZM30 45H27V48H25V49H28V47H29ZM63 45H64V43H63ZM65 45H66V44H65ZM81 45H82V44H81ZM121 45H122V44H121ZM121 45H120V46H121ZM125 45H126V44H125ZM159 45H160V44H159ZM163 45H162V47H163ZM166 45H165V46H166ZM171 45H172V44H171ZM177 45H178V44H177ZM177 45H176L175 47H174V46H173V47L176 48ZM181 45H183V44H181ZM190 45H193V43L191 44V42H190ZM236 45H237V44H236ZM5 46H6V47H4V48H8V47H9V46L7 47V45H5ZM11 46H12V44H11ZM33 46H34V45H33ZM35 46H36V44H35ZM38 46H39V45H38ZM40 46H41V45H40ZM69 46H70V45H69ZM76 46H78V45H76ZM76 46H74V47H76ZM79 46H80V45H79ZM79 46H78V47H79ZM126 46H129V45H126ZM139 46H140V45L138 44L137 47H139ZM142 46H143V45L140 46L141 49H142ZM145 46H146V45H145ZM153 46H155V45H153ZM178 46H179V45H178ZM186 46H187V45H186ZM1 47H0V48H1ZM13 47H14V45H13ZM13 47H12V48H13ZM16 47H18V46H16ZM20 47H21V46H20ZM22 47L20 48V51H21V49H24V48H22ZM31 47H32V46H31ZM31 47H30V50H31V53H32L33 51H32V49H31ZM45 47H46V46H45ZM56 47H58V48H56ZM60 47H61V46H60ZM71 47H72V45H71ZM78 47H76V48H78ZM82 47H83V45H82ZM122 47H123V46H122ZM137 47H136V48H137ZM150 47L148 46V48H147V49L145 48V49L148 50ZM171 47H172V46H171ZM171 47H169V48H171ZM173 47H172V48H173ZM182 47H183V46H182ZM189 47H190V46H189ZM237 47H238V46H237ZM237 47H235V48H237ZM2 48H3V47H2ZM12 48H11V49H12ZM36 48H37V46H36ZM39 48H40V47H39ZM39 48H37V49H38L37 54H38V53H40V54L44 53V54H45V52H43L44 50H42V48H40L42 51L40 50L41 52H39ZM61 48H62V47H61ZM61 48H60V53H61ZM63 48H64V47H63ZM69 48H70V47H69ZM69 48H68V49H69ZM119 48H121V47H119ZM129 48H131V47H129ZM143 48H144V46H143ZM151 48H152V47H151ZM151 48H150V49H151ZM163 48H164V47H163ZM177 48H179V47H177ZM195 48H196V47H195ZM232 48H234V45H233ZM9 49H10V48H9ZM11 49H10V50H11ZM14 49H15V48H13L12 50H14ZM16 49H18V48H16ZM16 49H15V50H16ZM25 49H24L23 51H24V52H25V51L27 52V50H25ZM44 49H45V48H44ZM64 49H65V48H64ZM68 49H67V50H68ZM80 49H81V48H80ZM83 49H85V48H83ZM83 49H82V50H83ZM126 49H127V47H126ZM132 49H133V48H132ZM145 49H144V50H145ZM165 49H166V48H165ZM167 49H168V48H167ZM167 49H166V51H167ZM187 49H188V48H187ZM190 49H192V48H190ZM229 49H230V48H229ZM237 49L241 50V47H240V48H237ZM237 49H236V50L234 49V50H235V51H238ZM248 49H250L251 52H252V49H251V48H247V50H248ZM5 50H6V49H5ZM10 50L7 49L6 52H7V51L9 52ZM34 50H35V49H34ZM47 50H48V49H47ZM47 50H46V51H47ZM49 50H50V49H49ZM51 50H52V49H51ZM51 50H50V52H51L52 55H53V52H54V51L52 52ZM119 50H121V49H119ZM123 50H125V49H123ZM138 50H139V49H138ZM138 50H137V51H138ZM144 50L142 49V50H139V51H142V53H143ZM163 50H164V49H163ZM169 50H170V49H168V51H169ZM173 50H175V49H173ZM173 50H172V51H173ZM184 50H186V49H184ZM188 50H189V49H188ZM234 50H233V51H234ZM16 51H17V50H16ZM23 51H22V52H23ZM57 51H58V50H57ZM84 51H85V50H84ZM128 51H129V49H128ZM130 51H131V50H130ZM137 51H136V52H137ZM161 51H162V50H161ZM168 51H167V52H168ZM172 51L170 50L171 53H172ZM254 51H255V50H254ZM28 52H30V51L28 50ZM50 52H49V54H51ZM62 52H63V50H62ZM66 52H67V51H66ZM170 52H168V53H170ZM238 52H239V51H238ZM246 52H247V51H246ZM14 53H15V51H14ZM34 53H35V51H34ZM34 53H32V54H34ZM46 53H48V52H46ZM64 53H65V51H64ZM76 53H77V49H76ZM82 53H83V52H82ZM82 53H81V54H82ZM121 53H122V52H121ZM130 53H131V52H130ZM142 53H141V55H142ZM150 53H152V52H150ZM162 53H165V54H166V52H162ZM162 53L160 52V56L163 57L164 54H162ZM3 54H4V53H3ZM5 54H6V53H5ZM9 54H10V53H9ZM11 54H12V52H11ZM22 54H23V53H22ZM32 54L29 53L30 56H31ZM57 54H58V53H57ZM79 54H80V53H79ZM112 54H113V53H112ZM114 54H115V53H114ZM125 54H126V51L124 52V55H125ZM128 54H129V53H128ZM152 54H153V53H152ZM154 54H155V53H154ZM161 54H162V55H161ZM228 54H229V53H228ZM233 54H234V53H233ZM233 54H232V55H229V57H232ZM235 54L237 55V53H235ZM235 54H234V55H235ZM240 54H241V53H240ZM242 54H243V53H242ZM246 54H247V53H246ZM1 55H2V54H1ZM6 55H7V54H6ZM6 55H5V59H6ZM15 55H17V53H16ZM18 55H19V54H18ZM20 55H21V54H20ZM23 55H24V54H23ZM23 55H21L20 57L22 58ZM45 55H46V54H45ZM52 55H51V56H52ZM55 55H56V54H55ZM62 55H63V54H62ZM67 55H68V54H67ZM67 55H66V56H67ZM70 55H71V54H70ZM74 55H75V54H74ZM84 55H85V54H84ZM90 55H91V54H90ZM136 55H137V54H136ZM141 55H140L138 58H140ZM147 55H148V53H147ZM156 55H157V54H156ZM156 55H155V56H156ZM172 55H173V54H172ZM175 55H176V54H175ZM178 55H180V54H178ZM184 55H185V54H184ZM250 55H253V54H250ZM256 55H257V52H256ZM30 56H29V57H30ZM34 56L37 57L35 54H34ZM42 56H43V55H42ZM72 56H73V55H72ZM81 56H82V55H81ZM81 56H80V57H81ZM117 56H118V53H117ZM117 56H116V58H117ZM120 56H121V54H119L118 57L120 58ZM125 56H126V55H125ZM137 56H138V55H137ZM145 56H146V55H144V57H145ZM148 56H149V55H148ZM153 56H154V55H150L149 57H151V59H152ZM155 56H154V57H155ZM164 56H165V55H164ZM166 56H167V55H166ZM237 56H238V55H237ZM239 56H240V55H239ZM239 56H238V59L241 57V56H240V57H239ZM242 56H243V55H242ZM248 56H249V54L247 55V57H248ZM254 56H255V55H254ZM12 57H14V55H13ZM12 57H9V58H12ZM20 57H19V58H20ZM25 57H26V56H25ZM32 57H33V56H32ZM35 57H33V58H35ZM39 57L42 58L41 56H39ZM43 57H44V56H43ZM53 57H54V55H53ZM69 57H71V56H69ZM78 57H79V56H78ZM88 57H90V56H88ZM88 57H86V59H87ZM92 57H93V56H92ZM92 57H90V58H92ZM94 57H95V56H94ZM94 57H93V60H94ZM114 57H115V56H114ZM142 57H143V56H142ZM156 57H157V56H156ZM156 57H155V58H156ZM158 57H159V56H158ZM162 57H161V60L164 59V58H162ZM176 57H177V56H176ZM176 57H175V58H176ZM244 57H246V55L243 56V59H245ZM249 57H250V56H249ZM257 57H258V56H255L254 58L257 59ZM15 58H17V57H15ZM19 58H18V59H19ZM27 58H28V54H27ZM54 58H56V57H54ZM54 58H53V59H54ZM73 58H74V57H73ZM82 58H83V56H82ZM119 58H118V60H119ZM122 58H123V57H122ZM122 58H121V59H122ZM145 58H146V57H145ZM145 58H144V59H145ZM167 58H168V57H167ZM171 58H173V56H172ZM178 58H179V57H178ZM234 58H237V57H234ZM254 58H253V59H254ZM3 59H4V58H3ZM5 59H4V60H5ZM25 59H26V58H25ZM37 59H39V58H36V60H37ZM63 59H64V58H63ZM65 59H67V57H66ZM69 59H70V58H69ZM69 59H68V60H69ZM79 59H80V58H79ZM84 59H85V57H84ZM86 59H85V60H86ZM88 59H89V58H88ZM88 59H87V62H89ZM97 59H98V58H97ZM121 59H120V61H122ZM144 59H142V60H144ZM251 59H252V58H251ZM9 60H10V59H9ZM11 60H13V58H12ZM19 60H20V59H19ZM29 60L31 61L32 59H28V61H29ZM34 60H35V59H34ZM68 60H66V62H68ZM72 60H73V59H72ZM76 60H77V59L75 58V59L73 60V62H75ZM115 60H116V59H115ZM145 60H146V59H145ZM145 60H144V61H145ZM152 60H154V62H156V61L158 60L157 63H158V64L161 63V61H159L158 58H157V60H156V59H152ZM155 60H156V61H155ZM177 60H180V58L177 59ZM233 60H234V59H233ZM239 60H240V59H239ZM245 60H246V59H245ZM249 60H250V59H249ZM249 60H248V61H249ZM257 60H258V59H257ZM261 60H262V59H261ZM261 60H260V61H261ZM22 61H24V59H22ZM26 61H27V59H26ZM28 61H27V62H28ZM44 61H45V60H43V62H44ZM46 61H47V60H46ZM49 61H51V60H49ZM53 61H54V60H53ZM63 61H64V60H63ZM63 61H62V64H63ZM81 61H83V60H81ZM90 61H91V60H90ZM95 61H96V60H95ZM169 61L171 62V61H175V60H168V62H169ZM234 61H235V60H234ZM236 61H237V60H236ZM251 61L253 62V60H251ZM18 62H21V61H18ZM24 62H25V61H24ZM27 62H26V64H28ZM32 62H34V61H31V63H32ZM35 62H37V61H35ZM35 62H34V64H35ZM77 62H78V61H77ZM97 62H98V60H97ZM111 62H112V61H111ZM117 62H119V61H117ZM147 62H150V63H151L150 60L147 61ZM162 62H164V61H162ZM165 62H166V59H165ZM176 62H177V61H176ZM245 62H247V61H245ZM252 62H251V63H252ZM9 63H10V62H9ZM13 63L15 64L14 66H16L17 62H13ZM68 63H69V62H68ZM71 63H72V62H71ZM75 63H76V62H75ZM79 63H80V62H79ZM79 63H76L77 66L79 65ZM81 63H82V62H81ZM90 63H91V62H90ZM114 63H115V61H114ZM119 63H120V62H119ZM172 63H173V62H172ZM248 63H249V65H250V62H248ZM260 63H261V62H260ZM260 63H259V64H260ZM18 64H19V66H20V63H18ZM21 64H24V63L21 62ZM32 64H33V63H32ZM59 64H61V62H60ZM62 64H61V65H62ZM73 64H74V63H73ZM82 64H83V63H82ZM85 64L87 65V63H85ZM109 64H110V63H109ZM117 64H118V63H117ZM152 64H153V63H152ZM165 64H166V63H165ZM218 64H219V62H218ZM239 64H240V63H239ZM252 64H255V62L252 63ZM252 64H251V65H252ZM10 65H11V64H10ZM29 65L31 66V64H29ZM56 65H57V64H56ZM63 65H65V64H63ZM63 65H62V67H63ZM91 65H96V64H91ZM97 65H98V64H97ZM97 65H96V66H97ZM119 65H120V64H119ZM156 65H157V64H156ZM159 65H160V64H159ZM166 65H167V64H166ZM168 65H170V64H168ZM206 65H209V64H206ZM240 65H241V64H240ZM246 65H247V63H246ZM246 65H245V66H246ZM17 66H18V65H17ZM23 66H24V65H23ZM25 66H26V65H25ZM82 66H83V65H82ZM87 66H88V65H87ZM87 66H86V67H87ZM96 66H95V68H96ZM116 66H117V65H116ZM116 66H112V67H116ZM218 66H219V65H218ZM218 66H217V67H218ZM243 66H244V65H242L241 67H243ZM245 66H244V67H245ZM253 66H254V65H253ZM11 67H12V66H11ZM58 67H59V66H58ZM65 67L68 68V66H66V65H65ZM74 67H75V65H74ZM92 67H94V66H91V70H88V72H92V70L95 69V68H92ZM109 67H111V66H109ZM118 67H121V66H118ZM207 67H208V66H207ZM211 67H212V66H211ZM217 67L215 66L214 68H217ZM69 68H70V66H69ZM107 68H108V67H107ZM218 68H219V67H218ZM13 69H14V68H13ZM17 69H18V67H17ZM17 69H16V70H17ZM53 69H54V68H52V70H53ZM57 69H58V68H57ZM57 69H56V70H57ZM63 69H64V67H63ZM75 69L77 70V68H75ZM78 69H80V66L78 67ZM83 69H85L84 66H83ZM87 69H89V67H88ZM87 69H86V70H87ZM101 69H102V68H101ZM123 69H124V68H123ZM206 69H207V68H206ZM241 69H242V68H241ZM19 70H20V69H19ZM19 70H18V71H19ZM50 70H51V69H50ZM50 70H49V73H51ZM56 70H54V71H56ZM60 70L63 71V73H64V71H65V70H62L61 67H60ZM73 70H74V68H73ZM95 70H97V69H95ZM106 70H107V69H106ZM106 70H104V71H106ZM111 70H113V69H111ZM111 70H110V71H111ZM115 70H118V68H117V69L114 68L113 71L115 72ZM203 70H204V69H203ZM210 70H212V69L210 68ZM210 70H209V72H210ZM214 70H215V69H214ZM246 70H248V69H246ZM250 70H251V69H250ZM250 70H248V71H250ZM253 70H254V69H253ZM18 71H17V73H18ZM58 71H59V70H58ZM66 71H67V70H66ZM80 71H82V70H80ZM104 71H103V72H104ZM124 71H126V70H123V72H124ZM223 71H224V70H223ZM223 71H222V72H223ZM251 71H252V70H251ZM258 71H259V69H258ZM15 72H16V71H15ZM59 72H60V71H59ZM72 72H75V70H74V71H71V73H72ZM88 72H87V73H88ZM106 72H107V71H106ZM120 72H121V71H120ZM120 72H118L119 75H121ZM209 72H207V73H209ZM211 72H212V71H211ZM211 72H210V73H211ZM213 72H214V71H213ZM222 72H221V73H222ZM13 73H14V72H13ZM26 73H27V72H26ZM26 73H25V74H26ZM43 73H44V77H45V73H46V72H43ZM43 73H42V75H43ZM47 73H48V71H47ZM60 73H61V72H60ZM63 73H61V74H63ZM71 73H70V74H71ZM77 73H78V70H77ZM85 73H86V71H85ZM85 73H83V75H84ZM201 73H204V71L201 72ZM215 73H216V72H215ZM223 73H224V72H223ZM262 73H263V72H262ZM14 74H15V73H14ZM65 74H66V72H65ZM72 74H73V73H72ZM72 74H71V75H72ZM78 74H79V73H78ZM90 74H91V73H90ZM94 74H95V73H94ZM96 74H97V72H96ZM96 74L94 75V77L96 76ZM103 74H104V73H103ZM113 74H114V73H112V75H113ZM118 74H117V76H119ZM123 74H124V73H123ZM204 74H206V73H204ZM211 74H212V73H211ZM213 74H214V73H213ZM213 74H212V75H213ZM55 75H56V74H55ZM58 75H60V74L58 73ZM67 75H68V74H67ZM79 75H80V74H79ZM79 75H78V76H79ZM81 75H82V74H81ZM115 75H116V73H115ZM202 75H203V74H202ZM202 75H201V76H202ZM212 75H211L210 77H212ZM214 75H215V74H214ZM38 76H39V75H38ZM38 76L31 77V75H30L29 77L35 79V78L38 77ZM46 76H47V75H46ZM51 76H52V74H51ZM51 76H48V77H51ZM53 76H54V75H53ZM53 76H52V77H53ZM56 76H57V75H56ZM56 76H55V77H56ZM60 76H61V75H60ZM60 76H58V77H60ZM63 76H65V75L63 74ZM63 76H61V77H63ZM68 76H69V75H68ZM68 76H67V77H68ZM72 76H73V75H72ZM76 76H77V75H75V77H76ZM87 76H88V75H87ZM87 76H86V78H87ZM89 76H90V75H89ZM100 76H101V73H100ZM201 76H200V77H201ZM203 76H204V75H203ZM203 76H202V77H203ZM208 76H209V75H208ZM208 76H207V78H209ZM26 77H28V76L26 75L25 77H22L21 79H22V80H23V79L25 80ZM44 77H42V78H43V79H46V78H47V77H46V78H44ZM58 77H57V78H58ZM75 77H74V79H73V82H74V80H75ZM80 77H82V76H80ZM80 77H79V78H80ZM94 77H93V78H94ZM104 77H105V76H104ZM113 77L116 78L115 76H113ZM113 77H112V78H113ZM205 77H206V76H205ZM205 77H203L202 80H204ZM42 78H41V79H42ZM57 78H55V79H57ZM68 78H70V76H69ZM77 78H78V77H77ZM77 78H76V81H77ZM82 78H83V77H82ZM91 78H92V77H91ZM93 78H92V80H93ZM107 78H109V77H107ZM107 78L105 79L106 82H107ZM112 78L110 77L109 80H110V79L113 80ZM207 78H206V79H207ZM16 79H18V78H16ZM27 79H28V78H27ZM34 79H33V80H34ZM36 79H38V78H36ZM41 79L39 78L38 80H41ZM51 79H52V78H51ZM60 79H61V78H60ZM64 79H66V76H65ZM87 79H88V78H87ZM89 79H90V78H89ZM103 79H104V78H103ZM199 79H200V78H199ZM213 79H214V78H213ZM213 79H212V81H213ZM245 79H246V78H245ZM247 79H248V78H247ZM247 79H246V81H247ZM14 80H15V79H14ZM19 80H20V78H19ZM24 80H23V82H26V83L28 84V81H27V80L24 81ZM29 80H31V79H29ZM38 80H37V81H38ZM49 80H50V79H49ZM66 80L69 82L68 79H66ZM70 80H71V78H70ZM200 80H201V79H200ZM209 80H210V79H209ZM214 80H215V79H214ZM17 81H18V80H17ZM43 81L46 82L45 80H43ZM43 81H42V83H43ZM55 81H56V80H55ZM61 81H62V79H61ZM67 81H66V82H67ZM81 81H82V80H81ZM81 81H80V84H81ZM84 81H85V80L83 79V82H84ZM90 81H91V80H89L88 82H90ZM94 81H95V80H94ZM97 81H98V79H97ZM115 81H116V80H115ZM154 81H156V80H154ZM157 81H159V80H157ZM212 81H210V82H212ZM19 82H20V81H19ZM19 82H18V83H19ZM29 82H30V81H29ZM31 82H32V80H31ZM34 82H35V81H33V83H34ZM48 82H49V81H48ZM48 82H46V84L44 83V86L42 85V83L40 84V82L38 83L39 85H38V84H37V85H38V87L42 85V86H43V87H42L43 90H45L46 87H48V84H49L51 81H50L49 83H48ZM63 82H64V81L61 82V83L63 84L62 86L65 85V87L67 88V85H68V84L65 83V82L63 83ZM92 82H93V81H92ZM100 82H101V81H99V84H100ZM103 82H104V81H103ZM103 82H102V83H103ZM202 82H203V81H202ZM202 82L200 81V83H202ZM204 82H205V81H204ZM213 82H214V81H213ZM224 82H225V81H224ZM227 82H228V81H226V84H227ZM18 83H16V85H17ZM58 83H59V82H58ZM77 83H78V82H77ZM77 83H76V84H77ZM85 83H86V82H85ZM85 83H84V85H85ZM94 83H96V82H94ZM107 83H108V82H107ZM109 83H110V82H109ZM112 83H113V82H112ZM116 83H117V82H116ZM154 83H155V82H154ZM160 83H162V82H160ZM180 83H181V82H180ZM1 84H2V83H1ZM6 84L9 85L8 82H7ZM34 84H35V83H34ZM34 84H33V86H34ZM53 84H54V83H52V85H53ZM59 84H60V83H59ZM69 84H70V83H69ZM74 84H75V82H74ZM80 84H79V85H80ZM86 84H87V83H86ZM88 84H89V83H88ZM103 84H105V82H104ZM113 84H114V83H113ZM113 84H112V86H113ZM148 84H149V82H148ZM157 84H158V83H157ZM178 84H179V82H178ZM195 84H197V83H195ZM209 84H210V83H209ZM223 84H224V86L226 85L225 83H223ZM223 84H222V86H223ZM2 85H3V84H2ZM4 85H5V84H4ZM8 85H7V86H8ZM10 85H11V84H10ZM18 85L21 86V83L18 84ZM18 85H17V86H18ZM31 85H32V84L29 83V86H31ZM37 85H35L36 89H37ZM70 85H71V84H70ZM70 85H69V86H70ZM95 85H97V84H95ZM105 85L108 86L107 84H105ZM105 85H103V86H105ZM151 85H152V83H151ZM151 85H150V86H151ZM163 85H164V83H163ZM165 85H166V84H165ZM172 85H173V84H172ZM201 85H202V84H201ZM203 85H205V84L203 83ZM203 85H202V86H203ZM206 85H207V84H206ZM206 85H205V88H206V89H207V87H208L209 89H211V88H210L211 86H206ZM22 86H23V84H22ZM22 86H21V87H22ZM29 86H28L27 88H29ZM33 86L30 87V88H31V89H30V92H32L31 94H35V91H34V88H35V87H33ZM50 86H51V85H50ZM50 86H49V87H50ZM58 86H60V85H58ZM62 86H61V87H62ZM73 86H74V85H73ZM73 86L71 85V87H73ZM82 86H83V85H82ZM85 86H86V85H85ZM100 86H102V85H99L98 87H100ZM147 86H149V85H147ZM147 86H146V87H147ZM152 86H154V84H153ZM161 86H162V85H161ZM192 86H194V85H192ZM199 86H200V85H199ZM212 86H213V85H212ZM218 86H220V85H218ZM222 86H221V88H222ZM224 86H223V87H224ZM226 86H228V85H226ZM226 86H225V87H226ZM0 87H1V86H0ZM2 87H4V89H5V86H2ZM12 87L15 88L14 86H12ZM25 87H26V86H25ZM25 87H24V88H25ZM53 87H55V86L53 85ZM56 87H57V86H56ZM74 87H75V86H74ZM87 87H88L89 89H88ZM93 87H94V84H92V83L86 86V88L88 89V90H87L88 93H90V91H89L90 89L92 90V92H93V89H96V87H95V88H93ZM108 87H110V86H108ZM108 87H106V88L108 89ZM143 87H144V86H143ZM143 87H142L141 90L144 89ZM146 87H145V90H146ZM159 87H160V86H159ZM162 87H163V86H162ZM167 87L170 88V84H169V86H167ZM185 87H186V86H185ZM190 87H191V86H190ZM203 87H204V86H203ZM228 87H230V85H229ZM9 88H10V87H9ZM40 88H41V87H40ZM42 88H41V89H42ZM51 88H52V87H51ZM51 88H50V90H51ZM57 88H60V87H57ZM69 88H70V87H69ZM76 88L79 89V87H76ZM81 88H82V87H81ZM102 88H103V87H102ZM140 88H141V87H140ZM148 88H149V87H148ZM164 88L167 89L165 86H164ZM169 88H168V89H169ZM175 88H176V87H175ZM179 88H180V89H178V90H182V89H183V87H179ZM186 88H187V87H186ZM205 88H204V89H205ZM217 88H218V87H217ZM231 88H232V87H231ZM234 88H235V87H234ZM234 88H233V89H234ZM2 89H3V88H2ZM2 89H1L0 92H2ZM11 89H12V88H11ZM18 89H19V87H18ZM18 89H17V92H21V91H18ZM41 89H40V90H41ZM54 89H55V88H54ZM110 89H111V88H110ZM112 89H113V88H112ZM161 89H163V88H161ZM170 89H171V88H170ZM184 89H185V88H184ZM194 89H195V87H194ZM199 89H200V88H199ZM201 89H203V88H201ZM206 89H205V90H206ZM215 89H216V88H215ZM219 89H220V88H218L217 90H219ZM226 89L228 90L229 88H226ZM12 90H13V89H12ZM15 90H16V89H15ZM19 90H20V89H19ZM21 90H22V89H21ZM26 90L29 91V89H26ZM46 90H48V89H46ZM55 90L57 91V90H59V89H55ZM68 90H69V89H68ZM74 90H75V89H74ZM76 90H77V89H76ZM102 90L104 91V89H101V90L98 89L99 93H100V91H102ZM108 90H109V89H108ZM136 90L138 91V90H140V89H136ZM173 90H174V89H173ZM175 90H176V92H177V89H175ZM185 90H186V89H185ZM185 90H182V91L186 92ZM192 90H193V87H192ZM205 90H204V91H205ZM212 90H213V89H212ZM217 90H216V92H217ZM229 90H230V89H229ZM234 90H235V89H234ZM7 91H10V90L8 89ZM38 91H39V90H37V94H38ZM60 91H61V90H60ZM60 91H59V92H60ZM64 91H65V90H64ZM77 91H79V93H80V90H77ZM77 91H76V92H77ZM164 91H165V90H164ZM166 91H167V90H166ZM166 91L163 92V93H166ZM213 91H214V90H213ZM213 91H212V92H213ZM3 92H4V91H3ZM17 92H16V93H17ZM22 92H24V90H22ZM22 92H21V93H22ZM46 92H47V91H46ZM51 92H52V90H51ZM54 92H55V91H54ZM70 92H71V91H70ZM74 92H75V91H74ZM74 92H73V93H74ZM83 92L86 93V90L83 91ZM83 92L81 91V93H83ZM109 92H111V90H110ZM139 92H140V91H139ZM139 92H138V94H140ZM145 92H147V91H144V93H145ZM167 92H168V91H167ZM172 92H174V91H171V93H172ZM190 92H191V90H190ZM200 92H202V90H200ZM200 92H198V93L201 94ZM230 92L233 94L234 91L232 92V90H231ZM230 92L228 91V93H230ZM6 93H7V92H6ZM10 93H11V95H12V92H11V91H10ZM10 93H9V95H10ZM39 93H40V92H39ZM41 93H43V92H41ZM65 93H66V92H65ZM67 93H68V91H67ZM79 93H78V94H79ZM81 93H80L79 95L77 94V96H80ZM85 93H83V94L85 95ZM88 93H86V95H87ZM95 93H96V92H95ZM95 93H94V94H95ZM141 93H142V92H141ZM147 93H148V92H147ZM147 93H145L146 96H147ZM169 93H170V92H169ZM169 93H168V94H169ZM171 93H170V95H172ZM186 93H187V92H186ZM188 93H189V91H188ZM203 93L205 94V92H202V94H203ZM206 93H207V92H206ZM226 93H227V92H226ZM231 93H230V94H231ZM4 94H5V93H3V95H4ZM14 94H15V93H14ZM14 94H13V95H14ZM52 94H53V93H52ZM54 94H55V93H54ZM54 94H53V95H54ZM59 94H60V93H59ZM71 94H72V93H71ZM91 94H92V93H90V96L92 97ZM148 94H149V93H148ZM150 94H152V93L150 92ZM173 94H174V93H173ZM191 94H192V93H191ZM191 94L189 93V96H190ZM193 94H194V93H193ZM193 94H192V98H193V96H194ZM196 94H197V93H196ZM199 94H198V95H199ZM202 94H201V95H202ZM210 94H211V93H210ZM214 94H216V93H214ZM219 94H221V91H219ZM219 94H218V95H219ZM3 95H2V96H3ZM11 95H10V96H11ZM19 95H20V93H19ZM19 95L17 96L18 99H19ZM25 95L27 96L28 93L26 92ZM44 95H45V94H44ZM50 95H51V93H50ZM50 95H49V96H50ZM62 95L64 96V93H63ZM67 95H68V94H67ZM84 95H83V96H84ZM142 95H144V94H142ZM142 95H141L140 98H139V96H138V99H137V100L135 99V101H136V102H137L138 100L140 101V99L142 98ZM163 95H164V94H163ZM175 95H176V94H175ZM183 95H186V94L183 93ZM198 95H197V96L195 95L197 99L200 98V97H202V96L199 97ZM212 95H213V94H212ZM221 95H223V94H221ZM221 95H220V97H222ZM4 96H6V95H4ZM10 96H9V97H10ZM23 96H24V94H23ZM36 96H38V95H36ZM36 96H35V95H31V97H30V96H27V97H26L27 100H25V102H23L25 98L23 99V101H22V100H21V101H22L24 104H27L28 101H33V97L38 98V97H36ZM40 96H41V95H39V97H40ZM49 96H48V97H49ZM58 96H59V95L57 94V97H58ZM74 96H75V95H74ZM90 96H88V97H90ZM146 96H144V98H145ZM150 96H151V95H150ZM150 96H149V97H150ZM179 96L181 97L180 94H179ZM204 96L207 97L208 95H204ZM204 96H203V97H204ZM210 96H211V95H210ZM15 97H16V95H15ZM53 97H55V98L57 99L56 96H53ZM60 97H61V96H60ZM71 97H72V96H71ZM81 97H82V95H81ZM81 97H80V98H81ZM149 97H148V98H149ZM185 97H186V96H185ZM226 97H227V95H226ZM234 97H235V96H234ZM236 97H237V96H236ZM1 98H2V97H1ZM22 98H23V97H22ZM22 98H21V99H22ZM55 98H54V99H55ZM68 98H69V96H68ZM76 98H77V97H76ZM144 98L141 99V100L143 101ZM146 98H147V97H146ZM146 98H145V100H146ZM148 98H147V101H149V102H147V101H146V102L150 104V99H152V98H149V99H148ZM157 98H158V97H157ZM157 98L155 97V99H157ZM165 98H166V97H165ZM165 98H164V99H165ZM169 98H170V97H169ZM187 98H188V95H187V97H186V100H187ZM194 98H195V97H194ZM208 98H210V97L208 96ZM216 98L218 99L219 97L217 96ZM222 98H223V97H222ZM222 98H221V99H222ZM224 98H225V95H224ZM228 98H229V96H228ZM228 98H225V99H228ZM231 98H232V97H231ZM6 99H7V97H6ZM6 99H5V100H6ZM8 99H9V98H8ZM10 99H11V98H10ZM13 99H14V98H13ZM41 99H45V96H44V98L42 97ZM49 99H50V98H49ZM51 99H52V98H51ZM61 99H62V100L60 101V103L64 100L62 97H61ZM73 99H74V98H73ZM82 99H83V100H84V99L87 100L86 98H82ZM160 99H161V98H160ZM160 99H157V100H159V101L161 102ZM167 99H168V98H167ZM180 99H181L180 101H183V100H182V97H181ZM197 99H195L196 101H195V100H194V101L197 102ZM200 99H201V98H200ZM206 99H207V98H206ZM11 100H12V99H11ZM11 100H10V101H11ZM47 100H48V99H47ZM52 100H53V99H52ZM71 100H72V99H70V98H69V99H65L64 102H65V104H66V102L68 103V102L71 101ZM78 100H80V99H78ZM78 100H77V99H76V100L74 99V101H75V102L73 101V102H74V105H75L76 101H78ZM153 100H154V99H153ZM162 100H163V97H162ZM186 100H185V98H184V101H185V102L183 101L184 103H183V102H180V101H179L180 103H179V102H178V103H179V104H181V103L185 104V103H186ZM190 100H191V99H190ZM208 100H209V99H208ZM214 100H215V99H214ZM214 100H211V101L213 102ZM219 100H220V99H219ZM219 100H218V102H219ZM0 101H1V100H0ZM12 101H13V100H12ZM12 101H11V102H12ZM15 101H16V99H15ZM35 101H36V100H35ZM38 101H39V100H38ZM41 101H42V100H41ZM43 101H44V100H43ZM50 101H51V100H50ZM54 101H55V100H54ZM57 101H58V100H57ZM155 101H156V100H155ZM192 101H193V100H192ZM215 101H217V100H215ZM215 101H214V102H215ZM227 101H228V100H227ZM230 101H232V100L230 99ZM230 101H229V102H230ZM235 101H237V100H235ZM238 101H239V100H238ZM6 102H7V100H6ZM11 102H10V103H11ZM18 102H19V101H18ZM39 102H40V101H39ZM39 102H38V103H39ZM45 102H46V101H45ZM45 102H44V103H45ZM51 102H52V101H51ZM58 102H59V101H58ZM73 102L71 101V102L68 103V104L72 105L71 103H73ZM160 102H158V104H159ZM164 102H165V101H164ZM168 102H169V101H168ZM206 102H207V100H206ZM206 102H204V103H206ZM221 102H222V101H221ZM223 102H224L223 104H229V103H225V101H223ZM232 102H233V104H235V103H234V100H233ZM1 103H2V102H1ZM1 103H0V104H1ZM12 103H13V102H12ZM32 103H33V102H32ZM36 103H37V102H36ZM44 103H43V104H44ZM52 103H53V102H52ZM56 103H57V102H56ZM80 103H81V100H80ZM80 103H79V104H80ZM133 103H134V102H133ZM138 103H139V102H138ZM152 103H153V102H152ZM162 103H163V101H162ZM187 103L189 104V98H188V102H187ZM191 103H192V102H191ZM4 104H5V103H4ZM8 104H9V103H8ZM34 104H35V103H34ZM41 104H42V103H40V106H41ZM47 104H48V103H47ZM47 104H46V105H47ZM65 104H64V105H65ZM139 104H140V103H139ZM139 104H137V105H139ZM141 104H143V103H141ZM153 104H154V103H153ZM155 104H157V102H156ZM167 104H168V103H166L165 106H166ZM169 104H170V103H169ZM179 104H177V105H179ZM183 104H182V105H183ZM193 104H194V103H193ZM211 104H212V103H211ZM211 104L209 103V105H211ZM215 104H216V103H215ZM215 104L213 103V105H215ZM218 104H219V103H218ZM6 105H7V104H6ZM14 105H15V104H14ZM29 105H31V104H29ZM53 105H55V104H53ZM59 105H60V104H59ZM70 105H69V107H70ZM76 105H77V103H76ZM131 105H132V104H131ZM137 105H136V107H138ZM146 105H147V104H146ZM174 105H175V104H174ZM174 105H172V106H174ZM177 105H176V106H177ZM185 105H187V104H185ZM219 105H221V103H220ZM230 105H231V104H230ZM0 106L3 108L2 104H1ZM8 106H10V105H8ZM8 106H7V107H8ZM20 106H21V105H20ZM27 106H28V105H27ZM33 106H35V105H33ZM33 106H30V107H33ZM37 106H38V105H36V107H37ZM65 106H66V105H65ZM129 106H130V105H129ZM129 106H128V107H129ZM133 106H135V105L133 104ZM148 106L151 107V106H153V105H152V104H151V106H150V105H147V107H148ZM163 106H164V105H162V107H163ZM165 106H164V107H165ZM170 106H171V104H170ZM176 106H175L174 108H177ZM226 106H227V105H226ZM231 106H232V105H231ZM231 106H230V107H231ZM239 106H240V105H239ZM4 107H5V106H4ZM7 107H6V108H7ZM10 107H11V106H10ZM13 107H14V106H13ZM18 107H19V105H18ZM25 107H26V105H25ZM30 107H28L29 110H30ZM36 107H35V108H36ZM57 107H58V104H57ZM59 107H60V106H59ZM59 107H58V108H59ZM102 107H104V106H102ZM128 107H127V108H128ZM139 107L142 108L141 105H139ZM139 107H138V110L140 109ZM145 107H146V106H145V102H144V107H143V108H145ZM154 107H155V105H154ZM154 107H153V108H154ZM160 107H161V106H160ZM181 107H182V106H181ZM214 107H215V106H214ZM216 107H217V109H218V107H219V109L221 110L222 105H221V106H217V104H216ZM234 107H235V110H236V107H237V106H233V108H234ZM2 108H0V110H3ZM6 108H5V110L8 111V109H6ZM8 108H9V107H8ZM33 108H34V107H33ZM39 108H41V107H39ZM42 108H44V105L42 106ZM42 108H41V109H42ZM45 108H46V107H45ZM63 108H64V107H63ZM63 108L61 107V109H63ZM67 108H68V107H67ZM153 108H152V110H153ZM165 108H166V107H165ZM167 108H168V107H167ZM167 108H166V110H167ZM171 108H172V107H171ZM210 108H212V105H211V107L208 106V110H210ZM228 108H229V107H228ZM231 108H232V107H231ZM237 108H238V107H237ZM9 109H10V108H9ZM135 109H136V108H135ZM135 109H134V110H135ZM145 109H146V108H145ZM155 109H156V108H155ZM162 109H164V108H162ZM169 109H170V108H169ZM172 109H173V108H172ZM179 109H180V108H179ZM223 109H224V108H223ZM229 109H230V108H229ZM11 110H15V109L13 108V109H11ZM16 110H17V109H16ZM16 110H15V111H16ZM24 110H25V109H24V107H23V110H22V111H24ZM32 110L34 111V109L31 108V112H32ZM45 110H46V109H45ZM106 110H107V109H106ZM109 110H110V109H108V111H109ZM130 110H131V109H130ZM134 110H133V111H134ZM138 110H137V111H138ZM214 110H215V109L212 108L211 111H214ZM227 110H228V109H227ZM239 110H242V109L240 108ZM3 111H4V110H3ZM3 111H0V112H3ZM37 111H39L38 108H37ZM37 111H34V112H37ZM41 111H43V109H42ZM97 111H98V110H97ZM100 111H101V110H99V113H100ZM108 111H107V113L109 114V112H111L112 109H111L109 112H108ZM139 111H140V110H139ZM142 111H143V110H142ZM156 111H157V112H156ZM156 111H155L156 113L154 112L156 115H157V114L159 115V114L165 113V112H162V111H161L162 113H158L159 111H158V110H156ZM170 111H171V109H170ZM216 111H217V110H216ZM237 111H238V110H237ZM243 111H244V110H243ZM11 112H12V111H11ZM17 112H18V111H17ZM31 112H30V114H31ZM101 112H102V111H101ZM122 112H123V111H122ZM124 112H125V114H126V109H125ZM129 112H130V111H129ZM206 112H207V111H206ZM206 112H205V113H206ZM214 112H215V111H214ZM217 112H218V111H217ZM222 112H224V111H222ZM4 113H5V111H4ZM7 113H8V112H7ZM20 113H21V107H20L19 115H20ZM27 113H28V112H27ZM38 113H39V112H38ZM40 113H41V112H40ZM88 113H89V112H88ZM93 113H94V112H93ZM117 113H118V112H117ZM168 113H169V112H168ZM202 113H204V112H202ZM205 113H204V114H205ZM218 113H219V112H218ZM218 113H215V116H216V114H218ZM238 113H239V112H238ZM242 113H243V112H242ZM244 113H245V111H244ZM0 114H1V113H0ZM9 114H11V113L9 112ZM28 114H29V113H28ZM28 114H27V116H28ZM94 114H95V113H94ZM94 114H93V115H94ZM97 114H98V113H97ZM103 114H105V111L103 112ZM108 114H107V115H104V116L100 115L101 117H98V119H99L98 123L92 125V126H95V127H93L92 129H90L91 127H89V130L87 129V131L85 132L86 134L84 133V135H85L84 138H82V137L79 135L81 138H80V140L78 139V141H76V143H77V142H81V140H83V142L86 141V143L84 144V143L82 142V143H83V146H82V143H81V147H89V146H91V148H92V147H93V148H94V147H98V148H99V147L104 146V145L107 146L106 143H108V142L112 143L110 139H111L112 137H114V136L117 138V137L120 135V134L118 135V133H119V132L121 133L123 130H125L124 128H126V127H123L122 124H123L124 122L121 121L120 123H122L121 126L123 127V128L121 127V129H123V130L120 131V124H118L119 121H117L118 119L115 120L114 118L109 117ZM207 114H208V113H207ZM211 114H212V112H211ZM221 114H222V113H221ZM224 114H225V113H224ZM5 115H6V114H5ZM13 115H14V114H13ZM16 115H17V114H16ZM34 115L36 116L37 114H34ZM98 115H99V114H98ZM98 115H95V116H98ZM109 115H110V114H109ZM111 115H112V114H111ZM131 115L134 116V114H131ZM138 115H139V114H138ZM141 115H142V116H141ZM141 115H140V117H143L144 114H141ZM146 115H147V114H146ZM146 115H145V116H146ZM150 115H152V113H150ZM153 115H154V114H153ZM156 115H155V116H156ZM168 115H169V114H168ZM200 115H201V114H200ZM202 115H203V114H202ZM218 115L220 116V113H219ZM218 115H217V116H218ZM222 115H223V114H222ZM222 115H221V116H222ZM1 116H2V115H1ZM1 116H0V117H1ZM20 116H23V115H20ZM25 116H26V115H25ZM129 116H130V115H128V116H126V117L128 118ZM135 116H136V113H135ZM147 116H148V115H147ZM147 116H146V117H147ZM159 116H160V115H159ZM162 116H163V115H162ZM164 116H165V115H164ZM205 116H206V114H205ZM211 116L213 117V115H210V119H212ZM240 116H241V115H240ZM2 117H3V116H2ZM5 117H6V116H5ZM7 117H8V116H7ZM7 117H6V118H7ZM23 117H24V116H23ZM23 117H21V118H23ZM29 117H30V115H29ZM92 117H93L94 119H97V118H95L94 116H92ZM92 117H91V118H92ZM131 117H132V116H131ZM138 117H139V116H138ZM152 117H153V116H152ZM152 117H151V118H152ZM200 117H201V116H200ZM225 117H226V116H225ZM13 118H14V117H13ZM24 118H26V117H24ZM91 118H90V119H91ZM117 118H118V117H117ZM123 118H124V117H123ZM127 118H126V119H127ZM132 118H133V117H132ZM143 118H145V117H143ZM148 118H150V116H148ZM148 118H147V119H148ZM151 118H150V119H151ZM155 118H156V117H155ZM159 118H160V117H159ZM163 118H164V117H163ZM198 118H199V117H198ZM203 118H204V117H203ZM214 118H215V117H214ZM19 119H20V117H19ZM19 119L17 118L16 120H19ZM26 119H27V120H28V119L30 120V118H26ZM32 119H33V118H32ZM32 119H31V120H32ZM90 119H89V120H90ZM120 119H121V117H120ZM138 119H139V118H138ZM141 119H142V118H141ZM145 119H146V118H145ZM147 119H146V121H147ZM152 119H153V118H152ZM168 119L170 120L171 118H167V121H168ZM7 120H8V119H6L5 121H7ZM13 120H14V119H13ZM16 120H15V121H16ZM24 120H25V119H24ZM29 120H28V121H29ZM91 120H92V119H91ZM139 120H140V119H139ZM139 120H136V121H139ZM143 120H144V119H143ZM148 120H149V119H148ZM194 120H196V119H194ZM200 120H201V119H200ZM202 120H203V119H202ZM205 120H206V118H205ZM207 120H208V118H207ZM226 120H227V119H226ZM226 120H225L224 123H223L225 126H226V122H227ZM233 120H234V119H233ZM0 121H1V123L4 122V121H2L1 118H0ZM10 121H11V120H10ZM15 121H13V122H15ZM96 121H97V120H96ZM146 121H145V122H146ZM229 121H231V120H229ZM229 121H228V122H229ZM8 122H9V121H8ZM8 122H6V123H8ZM23 122H24V121H23ZM126 122H127V121H126ZM126 122H125V123H126ZM139 122H140V121H139ZM141 122H142V121H141ZM155 122H156V121H155ZM159 122H161V121H159ZM189 122H190V121H189ZM189 122H188V123H189ZM193 122H196V121H192V123H193ZM203 122H204V121H203ZM1 123H0V125H1ZM10 123H11V122H10ZM24 123H25V122H24ZM28 123H29V122H28ZM128 123H129V121H128ZM143 123H144V122H143ZM156 123H157V122H156ZM188 123H187V124H188ZM232 123H233V121H232ZM232 123H231V124H232ZM260 123H261V122H260ZM12 124H13V123H12ZM140 124H142V123H140ZM196 124H197V123H196ZM2 125H3V123H2ZM17 125H18V124H17ZM128 125H129V124H128ZM200 125H201V123H200ZM228 125H229V124H228ZM3 126H4V125H3ZM14 126H16V125L14 124ZM14 126H13V127L11 126L10 128H14ZM130 126H131V125H130ZM130 126H129V127H130ZM187 126L189 127V125H187ZM192 126H193V125H192ZM194 126H195V125H194ZM197 126H198V124H197ZM230 126H231V125L227 126V128H228V127L230 128ZM232 126H233V125H232ZM1 127H2V126H1ZM6 127H7V126H6ZM6 127H3L4 130H5ZM17 127H18V126H17ZM129 127H127V128H129ZM134 127H135V126H134ZM134 127H131V129H133ZM161 127H162V126H161ZM163 127H166V125H165V126L163 125ZM179 127H180V126H179ZM179 127H177V128H179ZM185 127H186V126H185ZM198 127H199V126H198ZM235 127H236V126H235ZM235 127H234V128H235ZM127 128H126V129H127ZM196 128H197V127H196ZM225 128H226V127H225ZM229 128H228V129H229ZM231 128H232V127H231ZM231 128H230V129H231ZM0 129H2V128H0ZM7 129H9V128H7ZM19 129H20V128H19ZM129 129H130V128H129ZM129 129H128V130H129ZM160 129L163 130V132H164V128H163V129L160 128ZM165 129H167V128H165ZM183 129H184V128H183ZM191 129H192V128H191ZM237 129H238V128H235V130H237ZM4 130H3V132H4ZM15 130L17 131L18 128L16 129V127H15ZM167 130H168V129H167ZM167 130H166V131H167ZM179 130H180V129H179ZM184 130H185V129H184ZM187 130H188V129H187ZM193 130H194V129H193ZM9 131H10V130H9ZM12 131H13V130H12ZM18 131H19V130H18ZM125 131H126V130H125ZM166 131H165V132H166ZM169 131H171V130H169ZM182 131H183V130H182ZM190 131H191V130H190ZM224 131H225V130H224ZM229 131H230V130H229ZM233 131H234V129H233ZM243 131H245V130H243ZM0 132H1V131H0ZM5 132L7 133L8 131L5 130ZM10 132H11V131H10ZM13 132H15V131H13ZM161 132H162V131H161ZM178 132H181V131H178ZM185 132H187V131H185ZM227 132H228V131H227ZM240 132H242V131H240ZM245 132H246V131H245ZM245 132H244V135H245ZM19 133L21 134V132H19ZM123 133H124V132H123ZM159 133H160V132H159ZM175 133H176V132H174V134H175ZM182 133H183V132H182ZM222 133H226V131H225V132H222ZM230 133H231V132H230ZM237 133H238V132H237ZM237 133H236V134L233 133V134H234V135H237ZM246 133H247V132H246ZM248 133H250L251 136H252V133H251L250 131H249ZM255 133H256V132H255ZM2 134H3V133H2ZM115 134H116V135H115ZM160 134H161V133H160ZM160 134H159V135H160ZM162 134H163V133H162ZM169 134H170V133L168 132L166 135H168L169 140H171ZM171 134H173V133H171ZM178 134H179V133H178ZM178 134H176V135H178ZM183 134H184V133H183ZM250 134H249V135H250ZM260 134H261V133H260ZM8 135H9V134H8ZM15 135H16V134H15ZM117 135H118V136H117ZM163 135H164V134H163ZM166 135H165V136H166ZM179 135H181V133H180ZM179 135H178V136H179ZM227 135H228V133H227ZM247 135H248V134H247ZM253 135H254V134H253ZM2 136H3V135H2ZM10 136H11V135H10ZM82 136H83V135H82ZM161 136H162V135H161ZM230 136H231V135H230ZM238 136H239V135H238ZM259 136H260V135H257V136H254V137L257 138V137H259ZM261 136H262V135H261ZM0 137H1V135H0ZM4 137H5V134H4ZM4 137H2V138H4ZM7 137H8V136H7ZM15 137H16V136H15ZM15 137H14V138H15ZM48 137H49V136H48ZM48 137H47V138H48ZM166 137H167V136H166ZM226 137H229V136H226ZM231 137H232V136H231ZM252 137H253V136H252ZM254 137H253V138H254ZM44 138H46V137H44ZM78 138H79V137H78ZM116 138H115V139H116ZM158 138H160V137L158 136ZM158 138H156V139H158ZM163 138H164V137H163ZM172 138H173V137H172ZM178 138H179V137H178ZM178 138H177V139H174V140L172 139V140H173V141H175V140L178 141ZM222 138H223V137H222ZM224 138H225V137H224ZM233 138H234V137H233ZM245 138H246V135H245L244 139H245ZM249 138H250V137H249ZM249 138H248V139H249ZM253 138L250 139L249 141H248V139L246 138L245 140H247V141H245V140L243 139V137H242V139H243L245 142L242 140L244 143L237 144V143H238V141H237L236 144L234 143L235 145L232 144L233 142H231V141L234 140L235 138H234V139H231V141L229 140L230 143L227 142V140H226L225 142H227V143H229V144H232V146L234 145L235 147H232V148H231L230 146H228V147H229V148H227V149H228V153L226 152L227 154H225V152H224V155H225V156H222V155H223V154H222L223 152H222V153H221V154H222L221 156L224 157L225 159H226L227 157H228V158L230 157V160L222 161V157H221V160H220V158H219L220 156L218 157L219 159H215V158L210 159V158H212V155H211V157H209L210 155H206V154H207V152H206L205 155L203 154L204 156H202V158H201V156L199 157V154H198V158H197L196 155H195V156H194V157H196L195 161L192 160V161L196 162L198 159H200V160H198V161L201 163V167L199 168V167H198L199 165H198V166L196 165V166L198 167V169H197V167H196V169L191 170V169L195 168V167H193V168H190L188 171L185 170V172H184V171L182 172V170H181V172H178V171H177V172H176L177 174L169 175V177H166L165 179H163V178L161 179V178H159V176H158L159 179H158V180H154V179L157 178V174H156L155 176L153 175V178H151V179H149V180H147L148 177H147V179H145V180H144V178H143V180H142V179H141V180L139 179V180H140L139 182L136 181L137 183L135 182L136 184L134 183L133 187H132V188L130 187L131 189L129 188V189H130L129 192L132 194V196H131L132 199H131L130 201L127 200L129 203L126 202V204H124V205H123V204H120V206L122 205L121 208H122V209H126V208H127V209L131 210L130 212L135 213V211H136V209H137V207H138L139 205L145 204L146 208L148 209L149 207H153V205H154L156 202L159 203V200H161L162 198L166 197L167 194H169V192H173V191L180 190V189H183V193L185 194L183 197H193V196H195V195H198L199 193H202L203 191H206V189H207L208 187L211 186V183L209 184V182H212V181H213V180H212V177L210 178L211 180L209 179V180H205V181H204V178L207 177L208 175H211V174L215 173L219 168H223V167H222L223 164H225V165H227V166H229V164H232V163H237V165H238V164H241V167H240L241 170L238 169V171H239L238 173L241 172L242 175L244 174L243 177H245V174H247V176H248V174H252L253 177H254V175L257 176V175H259V174H260V176H262L261 173L264 174V173H263V171H264V161L260 159V156L264 154V153L262 154V151H261V150L263 149V147H262V149L260 148V149L257 150V148H258L257 144L259 145V141L256 142V143H253V144H252V142H255V138H254V139H253ZM7 139H8V138H7ZM9 139H10V138H9ZM11 139H12V138H11ZM55 139H58V138H55ZM115 139H114V140H115ZM160 139H161V138H160ZM239 139H240V138H239ZM3 140H4V139H3ZM3 140H0V142H1V141L3 142ZM5 140H6V139H5ZM16 140H18V139H16ZM43 140H44V139H43ZM43 140H42L41 142H43ZM47 140H49V139H47ZM47 140L45 139L46 142H47ZM50 140H51V138H50ZM58 140H59V139H58ZM58 140H57V141H58ZM72 140H73V139H72ZM72 140H71V141H72ZM75 140H76V139H75ZM161 140H163V139H161ZM169 140H168V141H169ZM185 140H186V139H185ZM187 140H188V139H187ZM190 140H191V139H190ZM219 140H220V139H219ZM256 140H257V139H256ZM262 140H264V139H262ZM262 140H261V141H262ZM6 141H7V140H6ZM12 141H14V140H12ZM19 141H20V140H19ZM52 141H53V139L51 140V144L53 143ZM57 141H56V142H57ZM59 141H60V140H59ZM71 141H70V142H71ZM112 141H113V139H112ZM157 141H158V140H157ZM157 141H156V142H157ZM159 141H160V140H159ZM163 141H164V142H162V141H161V142L164 143V144L168 143L167 140H163ZM173 141H172V143H174ZM183 141H184V140H183ZM183 141H180V143H182ZM222 141H223V140H222ZM239 141L241 142V139H240ZM54 142H55V141H54ZM56 142H55V143H56ZM61 142H62V141H60V143H61ZM63 142H64V141H63ZM67 142H68V141H67ZM186 142H187V141H186ZM191 142H192V141H191ZM191 142H190V143H191ZM195 142H196V141H195ZM195 142H193V143H195ZM219 142H220V141H218V143H219ZM3 143H4V142H3ZM9 143H10V142H9ZM9 143H7V145H9ZM11 143H12V142H11ZM11 143H10V144H11ZM13 143H14V142H13ZM55 143H53V144H54L55 146H57L58 144H55ZM58 143H59V142H58ZM65 143H66V142H65ZM71 143H72V142H71ZM73 143L75 144L74 141H73ZM73 143H72V145H70V143H69V144H68L69 146H66V147H63V148H62L60 145H58L56 148H62V149H59L62 153H65V154L69 153L68 155H70V153L72 154V153H74V151H76V148L73 146ZM113 143H115V141H113ZM159 143H160V142H159ZM170 143H171V142H170ZM175 143L178 144L179 142H175ZM183 143H184V142H183ZM188 143H189V141H188ZM193 143H192V144H193ZM218 143H217V144H218ZM221 143H222V142H221ZM221 143H220V144H221ZM223 143H224V142H223ZM223 143H222V146H224ZM227 143H224V144L226 145ZM261 143L263 144L264 142L262 141ZM261 143H260V144H261ZM45 144H46V143H45ZM45 144H44L43 146H45ZM51 144H50V145H51ZM53 144H52V145H53ZM79 144H80V143H79ZM79 144H78V145H79ZM108 144H109V143H108ZM168 144H169V143H168ZM217 144H216V145H217ZM229 144H228V145H229ZM7 145H6V146H7ZM156 145H158V144H156ZM166 145H167V144H166ZM169 145H170V144H169ZM169 145H167V146H169ZM171 145H172V144H171ZM171 145H170V146H171ZM178 145H179V144H178ZM216 145H215V146H216ZM263 145H264V144H263ZM263 145H262V146H263ZM3 146H5V145L3 144ZM6 146H5V148L7 149ZM10 146H11V145H10ZM13 146H14V145H13ZM13 146H12V148H13ZM41 146H42V145H41ZM47 146H48V145H47ZM72 146H73L74 148H73ZM79 146H80V145H79ZM79 146H78V147H79ZM158 146H159V145H158ZM161 146H162V145H161ZM167 146L164 145V147H167ZM179 146H180V145H179ZM179 146H178V150H179V148H180ZM183 146H184V145H183ZM220 146H221V145H220ZM222 146L220 147V149L222 148ZM256 146H257V147H256ZM0 147H1V150L4 149V147H3V149H2V146H0ZM48 147H49V146H48ZM76 147H77V146H76ZM108 147H110V145H109ZM155 147H156V146H155ZM164 147H162V148H164ZM172 147H173V146H172ZM181 147H182V145H181ZM226 147H227V145H226ZM49 148H50V147H49ZM53 148H55V147H53ZM104 148H105V147H104ZM104 148H103V149H104ZM152 148H153V147H152ZM167 148H168V147H167ZM167 148H164V149H167ZM169 148H170V147H169ZM224 148H225V147H224ZM230 148H231V149H230ZM8 149H9V148H8ZM42 149H43V148H42ZM46 149H47V152H48V148H46ZM51 149H52V148H51ZM95 149H96V148H95ZM108 149H109V148H108ZM156 149H157V148H156ZM158 149H159V148H158ZM164 149H163V151H164ZM172 149H174V148H172ZM176 149H177V147H176ZM181 149H184V147L181 148ZM211 149H212V148H211ZM216 149H217V148H216ZM216 149H215V151H216ZM225 149H226V148H225ZM227 149H226V151H227ZM40 150H41V149H40ZM53 150H54V149H53ZM105 150H107V149L105 148ZM160 150H161V149H160ZM167 150H168V149H167ZM178 150H175V149H174V151H178ZM201 150L203 151L204 149H201ZM209 150H210V148H209ZM223 150H224V149H223ZM9 151H10V150H9ZM9 151H7L6 153H8ZM42 151L45 152L46 150H42ZM60 151H58L57 153H59ZM78 151H79V150H78ZM78 151H77V152H78ZM150 151H151V149H150ZM150 151H149V152H150ZM163 151H162V152H163ZM198 151H200V150H198ZM213 151H214V150H213ZM218 151L221 152L222 150H219V149H218ZM224 151H225V150H224ZM13 152H14V151H13ZM13 152H12V153H13ZM39 152H40V151H39ZM44 152H43V153L41 152V154H44ZM54 152H55V150H54ZM61 152H60V153H61ZM154 152H155V151H154ZM208 152H209V151H208ZM220 152H214V153L216 154V153H220ZM0 153H1V152H0ZM15 153H16V152H15ZM15 153H14V154H15ZM52 153H53V152H52ZM57 153H54L53 155H55V154H57ZM151 153H152V152H151ZM155 153H157V152H155ZM202 153H203V152H202ZM204 153H205V151H204ZM214 153H213V154H214ZM37 154H38V153H37ZM46 154H47V153H46ZM48 154H49V153H48ZM65 154H63V155H65ZM74 154H76V153H74ZM152 154H153V153H152ZM161 154H162V153H161ZM210 154H211V153H210ZM215 154H214V155H215ZM2 155H3V154H2ZM15 155H17L16 157H18V152H17V154H15ZM50 155H51V154H50ZM53 155H51V157H52ZM61 155H62V154H61ZM63 155H62V157H63ZM72 155H73V154H72ZM149 155H150V153H149ZM156 155H157V154H156ZM156 155H154V156H156ZM158 155H159V152H158ZM200 155H201V154H200ZM216 155H217V154H216ZM249 155H253L252 158L249 157ZM5 156H6V155H5ZM8 156H11V154L8 155ZM47 156H48V155H47ZM47 156H46V159H48ZM57 156H58V155H57ZM59 156H60V155H59ZM59 156H58V158H59ZM147 156H148V155H147ZM154 156H152V157H154ZM190 156H191V155H190ZM192 156H193V155H192ZM3 157H4V156H3ZM41 157H44V156H41ZM51 157L49 158L50 160H52ZM53 157H54V156H53ZM62 157H61V158H62ZM69 157H72V156H69ZM141 157H142V156H141ZM143 157H144V156H143ZM213 157H214V156H213ZM231 157H232V159H231ZM4 158H5V157H4ZM12 158H13V156H12ZM18 158H19V157H18ZM22 158H23V157H22ZM37 158H39V156H38ZM54 158H56V156H55ZM65 158H66V157H65ZM145 158H148V157H146V155H145ZM155 158H156V157H155ZM262 158H263V157H262ZM6 159H7V156H6ZM6 159H5V161H6ZM10 159H11V158H10ZM13 159H15V158H13ZM16 159H17V158H16ZM40 159H41V158H40ZM62 159H63V158H62ZM62 159H61V160H62ZM67 159H68V158H67ZM141 159H143V158H141ZM152 159H153V158H152ZM193 159H194V158H193ZM209 159H210V160H209ZM3 160H4V159H3ZM8 160H9V159H8ZM11 160H12V159H11ZM24 160H25V159H24ZM38 160H39V159H38ZM41 160H42V159H41ZM43 160H44V159H43ZM53 160H54V159H53ZM61 160H60V161H61ZM144 160H145V162L148 161V159H144ZM146 160H147V161H146ZM153 160H154V159H153ZM188 160H190V159H188ZM5 161H4V162H5ZM12 161H13V160H12ZM21 161H22V159H21ZM54 161L57 162L56 160H54ZM54 161H53V162H54ZM58 161H59V160H58ZM142 161H143V160H142ZM150 161H151V160H150ZM192 161H189L190 164H191ZM220 161H222V162L219 163ZM4 162H3V163H4ZM15 162H16V160H15ZM18 162H19V161H18ZM23 162H24V161H23ZM42 162H43V161H42ZM143 162H144V161H143ZM151 162H152V161H151ZM153 162H155V161H153ZM153 162H152V163H153ZM185 162H188V161H185ZM185 162L183 163V166H184ZM194 162H192L193 165H194ZM6 163H7V162H6ZM10 163H11V162H10ZM39 163H41V161H40ZM141 163H142V162H140V164H141ZM149 163H150V162H149ZM12 164H13V162H12ZM15 164H17V163H15ZM42 164H43V163H42ZM42 164H41V165H42ZM49 164H50V163L48 162V166H46V165H45V166H46V167H49ZM143 164H144V163H143ZM147 164H148V162H147ZM181 164H182V163L180 162V166H181ZM195 164H196V163H195ZM0 165H2V164H0ZM8 165H9V163H8ZM17 165H20V166H21V164H17ZM39 165H40V164H39ZM41 165H40V166H41ZM193 165H192V166H193ZM4 166H5V165H4ZM6 166H7V165H6ZM178 166H179V165H178ZM185 166H186V165H185ZM187 166H188V165H187ZM187 166H186V167H187ZM1 167H2V166H0V169H1ZM8 167H9V166H8ZM22 167H23V165H22ZM42 167H44V165H43ZM42 167H41V168H42ZM46 167H45V168H46ZM176 167H177V165H176ZM176 167H175V168H176ZM12 168L15 169V166L13 165L10 169H12ZM177 168H178V167H177ZM180 168H182V167H180ZM2 169H4V168H2ZM10 169H9V171H10ZM16 169H17V167H16ZM16 169H15V170H16ZM18 169H19V167H18ZM18 169H17V170H18ZM183 169H185V168H183ZM187 169H188V168H187ZM224 169H226V168H224ZM6 170H7V169H6ZM175 170H176V169H175ZM178 170H179V168H178ZM235 170H236V169H235ZM20 171H24V170L20 169ZM20 171H19V172H20ZM42 171H43V170H42ZM171 171H172V170H171ZM2 172L4 173V172H7V171H5V170H4V171H1V174H2ZM19 172L16 171L15 173H19ZM44 172H46V170H45ZM11 173H12V175H15V174H13V173H14L13 171H12ZM170 173H171V172H170ZM238 173H236L237 176H238ZM166 174H169V173H166ZM172 174H173V173H172ZM17 175H18V174H17ZM17 175H16V177H18ZM19 175H20V173H19ZM162 175H165V174H162ZM219 175H220V174H219ZM219 175H218V176H219ZM0 176H1V175H0ZM4 176H5V175H4ZM6 176H7V174H6ZM8 176L10 177L9 173H8ZM160 176H161V175H160ZM215 176H217V175H215ZM215 176H214V177H215ZM218 176H217V178H218ZM11 177L13 178V176H11ZM11 177H10V178H11ZM16 177H15V178H16ZM150 177H151V176H150ZM155 177H156V178H155ZM251 177H252V176H249V179H250L251 181H253V179H251ZM253 177H252V178H253ZM258 177H259V176H258ZM3 178H4V177H3ZM12 178H11V179H12ZM18 178H19V177H18ZM18 178H17V179H18ZM20 178L22 179V177H20ZM141 178H142V177H141ZM217 178H215V180H216ZM219 178H220V177H219ZM221 178H222V176H221ZM263 178H264V177H263ZM263 178L261 177V180H262ZM1 179H2V178H1ZM5 179H6V178H5ZM8 179H9V178H8ZM11 179H9V180H11ZM17 179H15V180H17ZM213 179H214V178H213ZM215 180H214V181H215ZM225 180H226V179H225ZM5 181H6V180H5ZM11 181H13V179H12ZM11 181H10L9 183H13V182H11ZM18 181H19V180H18ZM18 181H17V182H18ZM148 181H149V182H148ZM218 181H219V180H218ZM218 181H217V184L219 185ZM221 181H223V180L221 179ZM221 181H220V182H221ZM255 181H256V182H257V181H260V178H259V179L257 178V180H256V177H255V180H254L253 184H255ZM262 181H263V180H262ZM6 182H8V181H6ZM224 182H225V181H224ZM0 183H1V181H0ZM18 183H19V182H18ZM18 183H17V184H18ZM215 183H216V182H215ZM215 183L213 182V183H212V186H213V184H215ZM261 183H264V182H259V184H261ZM4 185H5V184H4ZM11 185H13V184H11ZM15 185H16V184H15ZM188 185H191V186L186 187V186H188ZM207 185H209V186H207ZM16 186H17V185H16ZM16 186H15V187H16ZM215 186H216V185H215ZM2 187H3V186H2ZM6 187H7V184H6ZM10 187H11V186L8 187V190H10V189H9ZM17 187H18V186H17ZM0 188H1V187H0ZM140 188H142V189H140ZM210 188H211V187H210ZM252 188H253V187H252ZM254 188H255V186H254ZM254 188H253V189H254ZM3 189H4V188H2V192H3ZM6 189H7V188H6ZM8 190H5V191H8ZM255 190H256V189H255ZM9 192H10V191H9ZM178 192H179V191H178ZM206 192H207V191H206ZM3 193H4V192H3ZM6 193H8V192H6ZM11 193H13V192H11ZM127 193H128V192H127ZM180 193H182V192H180ZM4 194H5V193H4ZM4 194H3V195H4ZM173 194H174V192H173ZM173 194H172L171 196H173ZM12 195H13V194H12ZM133 195H134V196H133ZM1 196H2V195H1ZM7 196H10V194L8 193V195H6L5 198H6ZM14 196H15V195H14ZM128 196L130 197V195H128ZM174 196H175V195H174ZM176 196L179 197V195H177V191H176ZM11 197H12V196H11ZM16 197H17V196H16ZM126 197H127V196H126ZM129 197H128V198H129ZM180 197L182 198V196H180ZM1 198H2V197H1ZM3 198H4V196H3ZM17 198H18V197H17ZM22 198H24V197H21V199H22ZM25 198H26V197H25ZM25 198H24V200H25ZM32 198H33V197H32ZM169 198H171V197L168 195V199H169ZM172 198H173V197H172ZM176 198H177V197H176ZM193 198H195V197H193ZM7 199H8V197H7ZM11 199H12V198H11ZM15 199H16V198H15ZM126 199H127V198H126ZM173 199H175V198H173ZM186 199H187V198H186ZM4 200H5V199H4ZM9 200H10V199H9ZM22 200H23V199H22ZM24 200H23V201H24ZM163 200H164V199H163ZM165 200H167V198H166ZM6 201H7V200H6ZM161 201H162V200H161ZM181 201L183 202L184 199H182ZM188 201H189V200H188ZM14 202H15V201H14V198H13V200L7 202V205H11V204L14 203ZM48 202H49V201H48ZM179 202H180V201H179ZM160 203H161V202H160ZM160 203H159V204H160ZM38 204H39L38 207H36V208L30 207V208H32V209H29V208H28L29 210H27V211L24 213L25 215L29 216L30 219H34V221H35V222L33 221L32 223H31V221H30L29 224H30V223H31V224H36V222H39L38 224L35 225V227L39 226L40 221H38V220H39V219L41 220V218H39L38 220H35V218L38 217V213H39V211H41L42 208H45V207L47 206V202H46V201H42V202H40V203H38ZM185 204H188V203H185ZM1 205H2V204H1ZM1 205H0V206H1ZM5 205H6V204H5ZM7 205H6V206H7ZM23 205H25V204H23ZM26 205H27V204H26ZM155 205H156V204H155ZM157 205H158V204H157ZM162 205H163V204H162ZM164 205H165V204H164ZM17 206H18V205H17ZM159 206H160V205H158V207H159ZM3 207H4V206H3ZM143 207H144V206H143ZM156 207H157V206H156ZM161 207H162V206H161ZM163 207H164V206H163ZM11 208H12V207H11ZM20 208H23L22 205L20 206ZM20 208H19V209H20ZM153 208H155V207H153ZM17 209H18V207H17ZM149 209H151V208H149ZM149 209H148V210H149ZM186 209H187V208H186ZM0 210H1V209H0ZM13 210H14V209H13ZM22 210L25 211V209H22ZM22 210H21V211H22ZM137 210H138V209H137ZM14 211H15V210H14ZM21 211H20V212H21ZM188 211H189V210H188ZM190 211H191V209H190ZM8 212H9V211H8ZM136 212H137V211H136ZM6 213H7V212H6ZM6 213H5V214H6ZM9 213H10V212H9ZM11 213H13V212L11 211ZM43 213H44V212H43ZM132 213H131V214H132ZM2 214H3V213H2ZM5 214H3V215H5ZM22 214H23V213H21V214H19V215H22ZM41 214H42V213H41ZM9 215H10V217H11V214H9ZM13 215H14V214H13ZM51 215H52V214H51ZM51 215H50V216H51ZM14 216H15V215H14ZM16 216H17V215H16ZM43 216H44V215H43ZM47 216H48V215H47ZM8 217H9V216H8ZM44 217H46V216H44ZM2 218H3V217H2ZM11 218H12V217H11ZM16 218H17V217H16ZM30 219H29V220H30ZM42 219H43V217H42ZM116 219L119 220V217H117V218L115 217L113 221H117ZM6 220H7V219H5V221H6ZM8 220H10V218H9ZM13 220H14V219H13ZM29 220H28V221H29ZM44 220H45V218H44ZM44 220H42V221H44ZM42 221H41V222H42ZM45 221H46V220H45ZM0 222H1V221H0ZM3 222H4V221H3ZM9 222H10V221H9ZM114 223H115V222H114ZM117 223H118V222H117ZM119 223H121V221H119ZM1 224H3V223H1ZM29 224H27V226H28ZM231 224H232V223H231ZM113 225H114V224H113ZM113 225H112V226H113ZM31 226H32V225H31ZM119 226H120V225H119ZM231 226H234L233 228H235V224H234V223H233ZM32 227H33V226H32ZM37 228H38V227H37ZM122 228H123V227H122ZM227 228H228V227H227ZM231 228H232V227H231ZM231 228H230V229H231ZM234 230H235V229H234ZM234 230H233V231H234ZM227 231H228V230H227ZM230 231H231V230H230ZM64 233H66V234H64ZM77 233H78V232H76V233H75V232H69V233H67V231H66V232H63V233H57L56 235H54V237L57 238V240H56L57 242H61V243H63L65 247H66V246H67V248L70 247V250H71V248H72L71 246H73L74 244L77 245L79 242H81L82 239H86L85 236H82L83 238L81 237V235H83V234H81V235L79 236V235H78L79 233H78V234H77ZM226 233H227V232H226ZM230 233H231V232H230ZM26 234H27V233H26ZM227 234H228V233H227ZM224 235H225V234H224ZM30 236H31V235H30ZM32 236H33V235H32ZM38 236H39V237H44L43 235L41 236V235H39V234H37V236L35 235L36 238H39ZM33 237H34V236H33ZM35 237H34V238H35ZM84 237H85V238H84ZM29 238H31V237H29ZM34 238H33V239H34ZM36 238H35V240H37ZM87 238H88V237H87ZM31 239H32V238H31ZM31 239H30V240H31ZM43 240H44V239H43ZM31 241H32V240H31ZM25 242H26V241H25ZM25 242H24V243H25ZM41 242H42V241H41ZM45 242H47V239H45V240L42 242V244L45 243ZM37 243H38V242H37ZM87 243H89V242H87ZM87 243H86V244H87ZM91 244H92V242L90 243V245H91ZM252 244H253V243H252ZM87 245H88V244H87ZM87 245H86V246H87ZM90 245H88V246L90 247ZM92 245H94L95 248L97 247V244H95V242H94V244H92ZM95 245H96V246H95ZM86 246H85V248L82 247V246H81V247H82V248H81L80 245L77 247L78 249H83V250H78V251H77V250L75 249V248H76L75 246H74L75 248H73V249H75L74 251H72V250H71V251H70V250H67L68 252H71V254H70V255L72 256L71 259L74 258L75 260H77V259L82 260V258H87V256H88V252H91L93 257H92V256H91L90 258L88 257L89 259H87V261H88V260L91 261V259H93V260L96 259V258H97V257L95 256V255H97V254H96V250L94 249L95 251H91L92 249H86ZM89 247H88V248H89ZM91 247H92V246H91ZM91 247H90V248H91ZM166 247H167V246H166ZM170 247H171V246H170ZM172 247H173V246H172ZM178 247H179V246H178ZM181 248H182V247H181ZM184 248H185V247H184ZM96 249H97V248H96ZM164 249H165V247H164ZM169 249H170V248H169ZM171 249H172V248H171ZM97 250H98V249H97ZM162 250H163V249H162ZM166 250H167V249H166ZM180 250H181V249H180ZM182 250H183V249H182ZM182 250H181V251H176V250L171 251V252L169 253L170 255L168 256L169 258H171V259H170L171 262L169 261V263H172V264H184L185 261H186V259H187V257H188L190 254H187V256H186V254L183 255L185 251H184V250L182 251ZM163 252H165V250H164ZM163 252H162V253H163ZM186 252H187V251H186ZM160 253H161V251H160ZM160 253H159V254H160ZM162 253H161V254H162ZM167 253H168V252H167ZM189 253H190V251H189ZM156 254H157V253H156ZM163 254H164V253H163ZM89 255H90V254H89ZM99 255H100V254L98 253V256H99ZM157 255H158V254H157ZM167 255H168V254H167ZM167 255H166V256H167ZM192 255H193V254H191V256H192ZM162 256H163V255H162ZM164 256H165V255H164ZM156 257H157V256H156ZM156 257H155V259H156ZM158 257H161V256H158ZM194 257H195V256H193V257H191V258L194 259ZM99 258H101V256H100ZM189 258H190V256H189ZM97 259H98V258H97ZM93 260H92V261H93ZM151 260H153V259H151ZM167 260H168V259H167ZM195 260H196V259H195ZM83 261H84V260H83ZM94 261H95V260H94ZM163 261H164V260H163ZM163 261H162V262H163ZM188 261H190V260H188ZM188 261H187V263H188ZM193 261H194V260H193ZM74 262H78V261H74ZM81 262H82V261H80L79 263L81 264ZM96 262H97V261H95V263H96ZM165 262H166V261H165ZM84 263H85V262H84ZM84 263H83V264H84ZM166 263H167V262H166ZM169 263H168V264H169ZM187 263H186V264H187ZM87 264H89V263H87ZM164 264H165V263H164ZM189 264H190V263H189Z\"/></svg>",
  "mask_w": 264,
  "mask_h": 264
}]
</instances>
